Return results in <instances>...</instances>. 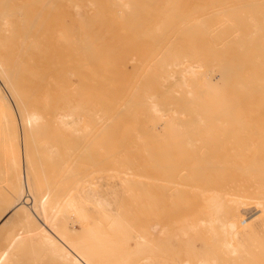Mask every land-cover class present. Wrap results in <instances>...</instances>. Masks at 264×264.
Instances as JSON below:
<instances>
[{
  "label": "bare ground",
  "instance_id": "6f19581e",
  "mask_svg": "<svg viewBox=\"0 0 264 264\" xmlns=\"http://www.w3.org/2000/svg\"><path fill=\"white\" fill-rule=\"evenodd\" d=\"M10 1L11 2L9 3V0H0V107H1L2 113L4 114V119L6 120V125H8V128H7L8 129V132H7V130H6V132L10 136V138L8 137V135L6 136V138L8 137L7 139L10 140V139H12L11 137H13L14 139H16L18 141V142H16L17 144L19 143L18 146H20V144L24 143L25 145L24 144L23 145L25 147L23 146L24 148L22 149V147L14 146V147H18L17 148V152H19V156H18V153H17V156H18V158L19 157L20 158H19V162H17V164H15L16 163L15 162L16 160H13V161L11 160L13 163L15 162L14 163L15 164V166H14L15 169H12V170H14L15 175H14V173L13 174L10 173L11 174V177L9 176L8 179H10V178L12 179V175H14L15 182L14 181L13 182L16 184V187H17V190L16 191H18V192H17V195L14 196L15 198H14L13 202L9 205L8 210L6 212L4 211V213L0 215V220H1L0 221V231H5V227L9 224V222H11V221L15 222L14 223V226L12 228H9V229L6 228V236L7 235L9 236L11 234V232L14 231V229L16 227L15 225L18 224L21 221V219H24L27 222H29V224L31 225V227H33L32 230H33V233L36 236L42 237V235H47V236L48 235H51L50 238H51V241H53L52 244L55 246V248L57 250V253L59 254L58 256H60L61 258H64L65 260H69L70 264H94L93 262L90 261V258L91 257L92 258L94 257L95 260H98V258L101 259V261H99V262H102V258H104V260H103L104 263L103 264H105V263H108V261L112 258L113 255H114L113 257H116L117 258V255L118 254L115 255V254H112V253H113V251H114V253H116L115 251H118V249H120L121 251L119 250L120 251V256H119V259L117 260L116 264H139L142 261L141 260L142 258H145L147 260V264H220V257L222 255L228 256V254H230V253L235 254L237 256V258L243 259L242 257L245 255V253L247 251L246 250L247 248L245 249L246 251L244 249L242 250V247H244V244H246V243H243L244 239H246L247 242H250V241L252 242V240H254L253 242H256V243L258 242L259 243V241H260L261 242L260 243L261 244L260 247H261L262 250L264 249V247H263L264 246V147L263 146L261 147L260 146L261 144L258 146L257 145L258 143L257 144L255 143L254 138H253L255 136V133L254 134L252 132L249 133L250 130L247 131L248 130L247 129L248 127L246 128V126L247 125L249 126V124H250V123L249 124H246L247 122H252V121L253 122H255V121L258 122L259 121L261 123L262 121H264V119H263L264 116H261L260 113H259V112L262 111V108L264 107V104H262L263 106L260 107L261 108L260 111H259V109L257 110V111H259L258 112V114H259L258 116L259 117H257L256 115H254V117H250L249 115L253 116V114H255V112L257 113V111H256L257 108L254 109L255 106L252 105L254 102L253 103L250 102L252 104H250L251 107H249V108L251 109L254 106L250 111L253 112L255 110V112L253 114H251V113H249L247 115L246 114H243L242 115L243 118L246 117L245 120H244L245 122H243L242 121V117L239 115L240 114L239 111L240 112L241 111H244V113L245 112L248 113L247 112L248 109H249L248 106H247L248 103L246 105V102H245V108H246V106L248 108V109L246 108L247 111H245V109L243 108L244 101H242L243 102L242 103L240 101L241 99L239 101L237 100L240 97L239 98H234L233 97L234 98L233 100L230 98V95L235 92V91L233 92V90L235 88L236 89L239 88L242 85L240 82L237 81V83L235 84L236 87L234 86L235 88H233L232 93L230 91H229L230 94H227L226 93L228 95V97L225 96L226 97L225 98L222 94H219V95L217 94L218 95V98L217 97H215V98L212 97V98H214V100L213 101L210 100L209 102H207L205 99H202L201 98L200 101L202 100L201 101L202 102V105L199 102L200 105L197 107V104L195 103V101H196L195 97L197 98V94L194 95V93H199L200 92L201 94H203V93H206V92H209V91H210L209 93H211L212 90L213 91H217V90L220 91V89H223L222 87H224V84L222 86L219 85L220 88L217 86V84L215 85L214 81L216 79L214 80L213 73H211L212 75L211 74L209 75V72H211V68H207L206 71H205V68H204V72H202V73H200V71H199L200 67L203 66V65L206 66L207 62H212V61L215 62L216 59H213L215 57H211L210 59L207 58L206 60H204L203 58H199V57L196 59V57H195V60H193V57L196 54H199L201 56H203L202 55L203 53L205 54V52H203V49L202 48L206 49L207 46L205 47V45L202 46V44H201L205 40L207 41V39L204 40V37L205 36L202 37L203 35H201V37L204 40L203 42H201V41L198 40L199 42H201L200 43L201 49H199V47L196 46V45H199V44H195L197 42V40L195 42V40L189 38L190 40H193L192 42H194V43H192V45H190V42L189 41H188L189 43H187V41L185 43V39H183L181 36H183V37L184 36L185 37L188 36L187 35L188 33L186 32L187 34H185V35L181 34L180 35V38L182 40H184V41H181L180 38L178 40H180L183 45H186L187 44L186 47L188 48V50L191 49L193 46L194 47L196 46L195 47V51L198 49L199 50V53H197V52L194 53L191 50H189L191 52H188V50H186L187 49L186 47L184 49H182V44H180L181 42H179L178 40H176V41L179 42L180 45H179V47H178L177 44L175 46H173V50H174V47H175V49L177 47L180 48V49L177 48L178 49V52H175V50L173 52H170L169 51L170 48L172 49V45H174L175 42H176V41H174L175 40V37H176V39H177V36L179 37V35H177V36L175 35L174 38H173V42L174 43L171 40L172 45L171 44H168L170 46V48L168 46L167 47V50L164 49L169 54H167V52H165L166 54L163 53L162 56H160V59H161V57H163L165 55H169V56H166L167 58L169 57V59L164 60L165 61L164 64L167 65L166 67L168 69V70L165 71V75H164L165 76L164 77V79H165L164 81L167 84V87H168L169 84L166 81H168L171 84L169 86H171V89H172V84L175 85L176 83H172L171 80L173 79V82H174L177 79L178 82L177 81L176 82H177V85H179L181 87V89H182L181 92H183V94H186V95H189V96L190 95H193L194 97L193 98H190L188 100H185L184 99L185 97H183L182 98V99H184V101L182 100L183 103H177L175 105V106H177L179 104V106H177V107H179L180 110L178 109V111H177V109H174L173 108L174 107L173 104H171L172 103L171 101H173L176 96L173 97L174 99L171 97L173 99V100L170 99L171 101L168 100L169 97L167 98V100H165L166 98L163 97V99L165 101L164 102H158L156 100V98H157L156 95L149 94V96H146V98L144 99V101L138 100L137 101L138 103L137 102H135V103H137L138 105L139 104L142 105V103H143V104H145L147 106L146 108H147V111H148V116L150 118L149 120L152 121V124H151L152 125L151 126L152 128L151 129L154 130L153 131L154 133H155V129H156L157 125L160 124V121L163 120V117L167 114V112H168V115H169V112L172 113L171 115H169L167 117L168 120L167 121L165 120V123L163 122L165 124L164 125V128L167 127V129H169V130H165L164 131V133L166 131L168 132V133L166 132L168 134V137H167V135H164L163 134V136H166L167 138L166 137L164 138L162 136L161 138L157 139L156 137H154V135H156V134H154V133H152L154 135L150 134L152 132L151 129L149 130V133H148L150 136H152L154 139H156L155 140L156 142H159V146H158V143H157L156 144L157 146L154 144L151 147V150H149L151 153H150V155H148L151 158V162H150L151 165L150 164L149 165L147 164V165L152 168V171L151 170L150 171L153 173V176L150 174L151 172L148 173L150 175L147 174L150 177L152 176L151 177V182H152L151 183L152 184L151 187L152 188L155 187L157 189L159 187L160 188H164L169 193H175L178 196L180 195L182 197L181 200H183V198L186 199V200L193 199L194 200L193 204L191 205V203H192L193 200L192 201H189L188 200L189 202L183 200V202L180 201L178 204H176V201H177L176 197H172V198H174V202L175 203L173 205H169V203L167 201H165L166 198H164V196H167V195H164L163 196V198H164L163 200L158 201L159 196H157L154 193L151 194V195H149V193H148V195L151 197V200H149L146 197L149 200V202H150L149 203L147 201L148 204H149L148 205L149 207L148 206L147 207L148 208L151 207L150 209H151V212L153 214V220L151 222H149L148 225L144 226V228L141 229V231H138V230L136 231V230H134V228H130L131 226H129L130 225L129 224L130 222H128V220L131 217L126 216L127 215V212H125L126 210L122 211V213L124 215L119 213L120 216L118 215L119 217H116L115 207H114V202H113L115 200V199H113V198H115L114 196H112V195L110 196L108 193H103V192L101 193L100 191H92V190H90V191L86 192V194L83 195L82 198L85 199V200L92 199L95 202L94 204L95 205L97 204L100 207V208L97 207L98 210H101L102 209L101 211L102 212L104 211L103 213H101V216H103V218L106 217L105 220L108 221V222H110L109 225H108V228L109 229L108 228H106V229H108V230L111 229L110 231H106V229H105V231L108 232V233H111L113 231L114 235H111V236H113L114 238L112 237L113 238V240L111 239L112 241L111 240L110 241H108V240L106 241V239L104 241V238H106L107 236H109L108 233H105L104 229H102L104 231V233L101 234L102 237L97 235L98 239L97 238H94L95 244L93 243V245H86L85 244L86 241H84V242L81 241V242H78V243H74V242H72L70 240L71 237L69 236L70 239L67 238L66 240L69 241L70 243L72 242V244L75 247L76 246L77 247L79 246L78 248L80 250L78 248H76L77 250H79L78 251L79 252V255L78 254H76L77 256L73 255L69 251V249H68L69 247L67 246L68 247L67 248L64 245L65 243L63 244L61 242V244H63L64 247H66V249H67V250H65L66 251L65 254H63V246H61L59 244V242L62 241V240L58 241L59 239L57 240L54 237L56 234L53 231V230H55L56 226H58L57 223L55 225V220L59 216L58 213H61V215H66L67 212H68V210H73L75 213L79 214V216L86 218L84 220L87 221L88 211H87L86 208H84V204L81 203V201H79V199H77V197H74L73 196V197L68 198L69 197L68 194L70 193V191L65 196L67 190L64 191V193H65L64 194V196H65L64 199H62V197H61V195H62L61 193L62 192L59 193V191H58L59 195H58V193L55 192L57 194L56 197H59V199H57L56 197H55L56 199L54 198L55 204L53 203V205H55V207L52 209L51 212H50V209H47V207H46V204L48 202L47 201V199H48V196L47 195L49 194V191L48 190L50 189V187H49L48 190L47 189L45 190L43 188V183L41 182L42 180L40 178V171L41 170H38V168H37V166L35 164V156H36V153L39 151V149L40 150L42 149V151H45V152L47 151L49 153L50 157H51V154L52 153L50 151L52 150V152H53V149L54 148L51 145V143H50V145H48V144L46 145V144H42L41 143L42 144L41 145L40 144L41 141H40V142H38V144H39L38 145L37 143H35V141L36 140L38 141L39 139H42V140L49 139V140H51V139H55V138L56 139L57 138L58 139H60V138H66V137H68L70 135H75V136H81L82 135V136H85V137L86 136H88V137H96L98 135H109L110 137L112 136L111 138H113L114 137L113 134L117 133L118 130H119V129H117V131H116V127H118V126H116V127L113 126L115 128V130L114 129H111V127H110V130L108 132H102L103 129L100 130L99 128H97V125L99 123H101V122H112L113 124H116L117 120L120 118V114H121V118H120L121 121H123L125 118L126 119H129L131 116L130 117L127 116L128 118L125 117L124 119L122 118L123 115H124V113H127L128 111L124 109V110H121V111H123V112H121L118 109V106H116V103L118 101V95H117V90H116L117 87H116V85H112L111 84L112 86H109V85L106 84L107 83V80H109V81H115L114 76L110 77V79L109 78H107V79L106 78H102L103 79V80L101 79L102 82H100V80L97 79V77H98L97 76L94 79L96 81L95 82L96 84L93 85V86L91 85L94 82V81H92L93 78L92 79L90 78L91 75L88 74V75H90L88 77L87 76V73L86 74H83L82 73V72H84V70L86 68V65L88 64V63H86L87 62V60L85 59L86 56H83L84 57V61H86L85 63L82 61V58L83 57L80 56V55H79V57H81V60H79L80 58H76V62L75 63H73V61L71 60L72 61V67H73V68H71L70 67L71 65L67 64V62H66V64L64 63L65 60H63V58L62 59L59 58V57H58L59 59L53 58L54 56L57 57V55H59L60 53H62V51H63L62 54H64L66 52L63 49H62V51L60 50L62 46L60 48H57L59 46V45H57L56 47L54 46L55 47L54 50H56V49L58 50L59 49V51H60L57 55H55L56 52L54 50H53L55 52L54 54L50 50L51 51V53H50L51 56L53 54L52 58L50 57V54H47L48 56H45L47 58H45V57L43 58L41 56L42 55L41 54V52H42L41 47H42L43 44L40 47V44L39 43H41V40H40V37H38L39 36V34H38L39 31L38 32L35 31L37 33H34V32L32 33V30L35 28V25L36 24L40 25L38 22H39L40 16L42 18L43 15L42 14L39 15L38 12L35 11L36 9L34 10L31 7L32 4L28 0H24V2L26 1L25 4H23L24 2L22 1L23 3L22 4L20 3V5H18L17 3H15V2H18V0H15V1L14 0H10ZM117 1H115V2H117ZM132 1H134V0H132ZM136 1L137 0H135L134 2H136ZM145 1L146 0H144V2L143 1L142 2L146 4ZM151 1L152 0H150V5L152 4ZM174 1H178V3H180V4H177L178 7L176 6V3L177 2L175 4H173V6L175 5V7H173L174 9L172 8L173 10L171 9L172 11L175 10V12H176L177 8L179 10L180 9L182 10L186 6L185 2L184 1H181V0L180 1L182 2V4L184 3L185 5L184 4L182 5L181 2H179V0H173L172 2L169 1V2H171V4H167L166 3L165 5L166 6L168 5V7H169V5L172 6V3ZM186 1H189V0H186ZM191 1H189V2H191ZM259 1H260V3H262L261 1H263V0H259ZM37 2H40V1L38 0ZM111 2L113 3V1H111ZM118 2H121V1H118ZM137 2H139V0ZM148 2H149V0H148ZM166 2H168V1L166 0ZM189 2H186V3H188V5L190 6ZM194 2H196V1H194ZM225 2H226L225 0H219V1H217V4L216 5L214 4V6L215 7L217 6L219 8V9L217 8V10H219V11L221 10L222 12H224L225 6L227 5ZM249 2H252V1L250 0ZM249 2H246V6L248 5ZM36 3H34V5ZM90 3H93V1H91ZM197 3H200V2H197ZM211 3H212V1H211ZM215 3H216V1H215ZM257 3H258V1H257ZM257 3H256V5H257ZM66 4H67V2H66ZM113 4H115V3H113ZM127 4H128V2H127ZM145 4L144 5L142 4V5L147 7L148 5H145ZM158 4H160L159 7L160 6L162 7L161 1H159ZM124 5H122V6L124 7ZM180 5H181V7H179ZM237 5H240V4H237ZM244 5H245V3L242 4L241 6H238V7H244ZM258 5H259L258 8H260V9L263 7V6L260 7L261 5H263V3L262 4H258ZM151 6L150 7L153 8V5H151ZM248 6H249V8L254 9V8H252V4H251V6H250V4ZM29 7H31L32 10H31V8L29 9ZM197 7H198V5H197ZM149 8L147 7L148 11H150L149 12V15L150 14L151 15H156V14L158 15L159 12H160L159 11L160 9L157 6H156V8H158L159 10L156 9V8H154V10L152 9V12L153 11L156 12V10L159 11V12H156L154 14L151 13V10H149ZM187 8L189 9L188 6L186 7V9ZM226 8H227V6H226ZM235 8H237V7H234V9ZM100 9L102 10L103 8L100 7ZM100 9H97V10L99 11ZM186 9H183V10L186 11ZM192 9H193V7H192ZM229 9H231V6H230ZM164 10H165V7H164ZM167 10H168V8H167ZM179 10H177V12H176L177 14H181V13H179V12H181ZM217 10L213 11V13H212L213 15L211 14V11H210L209 14H210L211 21L212 20L215 21L216 18H215L214 15L217 14V13L218 14L220 13ZM98 11H95V12H98ZM197 11H198V9H197ZM216 11H217V13H214ZM226 11L227 10H225V12ZM169 12H171V11H169ZM256 12H257V10H256ZM112 13H113V11L111 12V14ZM143 13H145V12H143ZM51 14H50V16H51ZM160 14H161V16H160ZM160 14H159L160 17L159 16L158 17L159 18H162L163 17L162 19H164V18L166 19L167 18L166 16H168V13L166 14L165 11H164V13L163 12L162 13L160 12ZM162 14H166V16L164 15L165 16L164 17V16H162ZM209 14H208V18H206L207 15L205 16V18L208 19V20H210L209 19ZM253 14L254 15H257L258 13H256V14L255 13H252V15ZM259 14H262V13L259 11ZM48 15H49V13H48ZM105 15H107V14H105ZM105 15L103 16V18L106 17ZM115 15H114V17H115ZM172 15H174V12H173ZM176 15H174V16L177 17L178 15L177 16ZM222 15H223V13H222ZM224 15L225 16H224L223 19L220 18L221 20L224 21V23L223 22H218V25L217 24L215 25V24H213V21H212V24L213 25L209 22L210 25H207L206 26L209 35H212L213 34V36H211V37L212 38L215 37L214 39L217 38L216 40L213 39V41H216V42L218 41V43L220 42V40H222L223 38H225L226 36H228L226 34H225L226 36L223 35V32L224 31H226V32L229 31L230 32L229 29H232L231 31L234 32L236 30V28L238 27L237 30L239 31V34H240L241 33V30H239V27H241V25H244L243 23H245L246 20H247L246 21V24H249L250 23V20L249 19L255 20V19L258 18V17L254 18L255 16H253V18H251L252 15L250 16L248 14L249 15L248 16L249 19L245 18L246 20L244 19L243 22L241 21L242 22V24L240 23L241 25L239 24V22H237L240 25L239 26L237 24L238 25L237 26L236 23H234L235 25H233V24H230L229 25L227 23V22H229L228 20H231V19H229V12L227 14H224ZM201 16H203V15L201 14ZM211 16L212 17L214 16L215 19H213ZM99 17H101V16H99ZM107 17H106V19H107ZM124 17H126V15ZM145 17H146V15H145ZM119 18H117V19H119ZM152 18H155V16L151 17V19ZM169 18H167V19H169ZM172 18H174V17L172 16ZM177 18H179V17H177ZM194 18H196V17H194ZM194 18H192L191 20H193ZM260 18H261V16L258 19H260ZM263 18H264V16H263ZM106 19H105V21H106ZM111 19H112V17H111ZM145 19L146 18H144V20ZM147 19H148V17H147ZM147 19L145 20V23H147V25H148L150 22L147 21ZM179 19H183L184 20L185 17L184 18L182 17V18H179ZM233 19H235V17ZM141 20H143V19H141ZM159 20L160 19H158V21ZM191 20H189V22ZM248 20H249V23H247ZM263 20L264 19H262V21L261 20H258V21L259 22L261 21V23H262V22H264ZM45 21L46 20L43 19V22H45ZM95 21H96V19H95ZM119 21H120V19H119ZM155 21H154V23H155ZM172 21H174V22H172ZM172 21H170V22L173 23V25H174L176 19L175 20H172ZM53 22H51L52 25L55 24V22H54V24H53ZM115 23H113V24H115ZM186 23H187V21L184 22V24L182 23L181 25H183V26H181V27H184V25L187 26ZM196 23H199V22L196 21ZM103 24L105 25V22ZM226 24H228V25L226 26ZM43 25H44V23H43ZM250 25H249L250 28H253L254 27L253 25H252L253 27L250 26ZM146 26H143V30L145 29L144 27H146ZM223 26H225L226 28H228V26H230V27L228 28V31H227L226 28H223ZM62 27H64V26L62 25ZM140 27H142V26H140ZM150 27L151 26H149V28ZM166 27H167V25H166ZM178 27L180 28L179 25H178ZM192 27H193V25L190 28H192ZM233 27H235V30L233 29ZM45 28L46 29L48 28V27H46V23H45L44 29ZM147 28L148 27H146V29ZM170 28H172V26ZM175 28L176 27H174V29ZM179 28H178V30H179ZM244 28H243V30H244ZM263 28H264V26H263ZM36 29H38V28L36 27L35 30ZM248 29L249 28L246 29L247 30L246 31L247 33H249L248 31H250ZM117 31H120V29L119 30L117 29ZM176 31H177V29L175 30V34H177ZM217 31H219L218 34H217ZM258 31L261 32V29L258 30ZM262 31H264V30H262ZM46 32H44V33H46ZM122 32L123 31L121 30V33ZM254 32H256V31H254ZM254 32H253V35H254ZM260 32H258V33H260ZM67 33H68V31H67ZM133 33H135V32H133ZM139 33H137V34H139ZM142 33H144V31ZM173 33H174V31H173ZM191 33H190V35L192 36ZM244 33H242L243 36H244ZM247 33L245 34L246 36H247ZM194 34L195 33H193V37L195 39L197 36H194ZM250 34L251 33H249V35ZM36 35L39 38V42L37 41L38 39L36 40V38H37ZM123 35H124V33H123ZM238 35H237V32H236V35L234 33V36H236L235 37V40H238L240 38V37L237 38ZM261 35H263V32H262ZM93 36H95V35H93ZM101 36H103V34ZM113 36L114 35H112V37ZM138 36L135 37L134 40H137ZM198 36H200V34ZM118 37H119V35H118ZM160 37H159V39H160ZM248 37H250V36H247L246 37L247 40L249 39ZM254 37L256 38V36H254ZM44 38H46V35L44 36ZM69 38H70V36H69ZM71 38H73V36ZM80 38H82V37H80ZM94 38H96V37H94ZM206 38L209 39V37H207V35H206ZM231 38H232L231 40L233 41L234 40L233 39V36H231ZM255 38L253 40H255ZM257 38H259V37H257ZM228 39L231 42L230 38H228ZM50 40L52 42V39H50ZM57 40L58 39H56V40L54 39L53 42L54 41H57ZM77 40H75V41H77ZM114 40L115 39H113V41ZM140 40H142V39H140ZM250 40H248L247 42H250ZM258 40H260L261 42L263 41V40H261V38L258 39ZM44 41H46V43ZM87 41L89 42V39ZM138 41H139V39H138ZM147 41H149V40H147ZM225 41H227V40H225ZM47 42H49L50 45H51V42L49 40H47V39L46 40L43 39V42L42 43H45L48 46V43ZM168 42H170V41H168ZM209 42L211 43L210 40H209ZM209 42H207L206 45H208ZM216 42H214V43H216ZM235 42H233L230 46H233V44ZM241 42H242V39L241 40H238L234 45H238V47H239V45H241V44L244 45L245 44V43H241ZM45 44H44V47L46 46ZM149 44H147V46ZM224 44H223V46H224ZM262 44H263V42H262ZM50 45L48 46L49 49L52 47ZM65 45H63L64 46L63 48H66L68 50L70 49L68 52H66L67 53V57L69 55L76 57L77 54H82V53H77V54L75 53L73 55V53H70V51H72L71 45H70V48H67V47H69V44H68V46H67V44H65ZM74 45H75V43H74ZM84 45H87L86 42L84 43ZM84 45H83V47H84ZM90 45H91V43H90ZM110 45L112 47V44H110ZM131 45H132V43H131ZM153 45H152L151 49L153 48ZM211 45H212V43H211ZM226 45H227V43H226ZM75 46L77 47V45H75ZM219 46L220 47H216V48L217 49H221V45H219ZM248 46L249 47H252L251 44H249ZM255 46L258 47L259 44L258 45L255 44ZM78 47L80 48L79 44H78ZM194 47L192 49H194ZM224 47L222 49H224ZM245 47H241L242 50H241V48L240 49L239 48L238 49L236 48V49L237 50H240L242 52L243 51V48H245ZM259 47L261 48V46H259ZM122 48H123V46H122ZM145 48H146V45H145ZM263 48H264V46H263ZM46 49L47 48L44 49L45 50V55H46L47 50H49V49H47V50ZM51 49H53V48H51ZM114 49H115V47H114ZM117 49L120 50V48H117ZM117 49L115 51H117ZM177 49H176V51H177ZM227 49L228 48H225L224 50H227ZM80 50H79V52H80ZM82 50H83V48H82ZM179 50H180V52H179ZM185 50L187 52H183ZM200 50H202L201 51L202 53L200 52ZM206 50H208V49H206ZM228 50H227V52H228ZM245 50L249 51L248 49H245ZM250 50H251V48H250ZM254 50H255V48H254ZM258 50H261V49H258ZM223 51H221L222 54H219L220 51L218 52L219 57L222 56V55H224L223 54ZM230 51L233 52V50H231V49H230ZM247 51H246V53H247ZM253 51L250 53L251 55H252ZM106 52H108V50ZM106 52L104 51V54H103V55H105V57H106V54H105ZM232 52H231V54L233 55V53L236 52V50L233 53ZM83 53H85V52H83ZM228 53H230V52H228ZM238 53H240V52H238ZM256 53H257V51H256ZM62 54H61V56H66V54L65 55H62ZM111 54L113 55V53H109L108 55H110V57L107 55V58H110L111 59L112 58L111 57L112 56ZM118 54H119V52L116 55L117 56H121V55H118ZM209 54H211V53H209ZM209 54H207V55H209ZM231 54H230V56H231ZM253 54L255 55V52ZM84 55H86V54H84ZM159 55H161V54H159ZM213 55L214 54L209 55V56H213ZM254 55H252V56H254ZM117 56H115L116 59H117ZM178 56H180V57L181 56L182 57L184 56V58L183 59H180ZM185 56H187L188 58H190L189 56H193V57H191L192 60L191 59L188 60L187 58H185ZM226 56H225V58L223 56H222L223 58H221V59L219 58V61L216 60L219 63V64L216 63L217 65L215 64L219 68V70L218 71L216 70V72H219L220 71V73H218V74L221 75V76H223V77H225L226 80L228 78L229 81H232L233 80V79L230 80V78H229V77H231L230 75H232V73H233L234 76H236V77H233V78H237V79H235V82H236V80H239L240 79L239 75H237V74L240 72V75H241V73L242 72L244 73V71H245V70L242 71L243 70V67H245V65H242L243 67L241 66V64H243L242 62H244V61L242 59V62L239 63L238 61H236V59L234 61V59L232 60L230 58H227ZM234 56H236V55H234ZM74 57H70L69 59L74 58ZM105 57L103 56L104 60H105ZM254 57H256V55ZM54 59L59 60V63L58 62H55L56 60L54 61ZM184 59L185 60H188V61H191V63L184 64L185 63V62L183 63V61H185ZM255 59L257 60V58H255ZM51 60L54 61V62L52 63ZM77 60H79V61H77ZM98 60H100V58H98ZM120 60H122V59H120ZM260 60H261V58H260ZM260 60H258V61H260ZM50 61H51V63H50ZM61 61H62V63H61ZM81 61H82V63H81ZM94 61H97V59L94 60ZM192 62H194V63H192ZM263 62H264V60H263ZM46 63L48 65L49 64L52 65V69L50 68V70H52V71H51V73L48 71L49 74H47V71H45L46 72L45 73L44 70L43 71H41L42 69L40 70V67L41 66L43 67V64L47 66V67L44 66V68L45 69L47 68L49 70L48 67L51 66V65L48 66ZM118 63L119 62L116 63L114 61L113 64L115 66L113 67V66L110 65V67H113L114 69L115 68L117 69V67L119 68V65H120ZM89 64H91V63L89 62ZM105 64H106V62H105ZM117 64H118V66H117ZM210 64L211 63H209L208 65H210ZM255 64H256V62H255ZM261 64L263 65L264 63H261ZM63 65H65V67ZM66 65H68L69 67H67ZM262 65H261V68H262ZM59 66H62L63 68L62 67H59ZM151 66H149V67L152 68ZM160 66H162V65H158L157 67H158V69L161 68V70H162L163 67H160ZM58 67H59V69H58ZM175 67L176 68L180 67V68H178V70L177 69L175 70V69H173ZM64 68H66V69H64ZM108 68L106 70H108ZM214 69H215V67H214ZM106 70L104 71L102 69V72L103 71L106 72ZM115 70L113 71L114 72L113 75L117 73V72H115ZM201 70H202V68H201ZM86 71H88V70H86ZM98 71H101V70H98ZM196 71H198V75H201V76L204 77L203 80L204 81L205 80L207 81V83H206L207 85L204 84L203 81H198V86H196V83H194L193 85L190 84L192 81L188 80L186 76L188 74H190L191 76L192 75H195L196 74ZM213 71L215 72V70H213ZM252 71L254 73L256 72V74L258 73L257 69H255V71L254 70H252ZM261 71H263V70L260 69V75H261ZM216 72H215V74H216ZM100 73L101 72H99V74ZM110 73H111V70L109 71V74ZM175 73H177L178 76L177 75L176 76L178 78L175 76ZM72 74H75V75H72ZM117 74H119V73H117ZM70 75L73 76V77L75 76L77 82H75L72 79L71 80H68V77ZM149 75L150 74H148V76ZM154 75H151V77H153ZM245 75H246V72H245ZM260 75L258 73V76H260ZM102 76H104V75H102ZM148 76H144V78H145L144 79L145 80L144 83L146 82L147 78L148 79H151V77L150 76L148 77ZM192 77H194V76H192ZM262 77H263V75H262ZM156 78L158 79V77H156ZM161 78H163V77H161ZM195 79H191V80L194 81ZM241 79H243V78H241ZM226 80H225V82H226ZM252 80H253V77L251 78L250 81H252ZM117 81H119V80H117ZM141 81L143 82V78L142 79L140 78V82ZM149 81H151V80H149ZM149 81L147 80V83L148 84H146V86L150 85L151 83L154 86V81H156V80L154 79V81L153 82H150V84H149ZM245 81L246 80H244V82ZM156 82H157L156 84H159L158 80ZM252 82H254V81H252ZM246 83H247L248 86H249V84L251 85L250 82H246ZM137 84H138V86H137ZM137 84H135L136 85L135 87H137V88L139 87L140 88L141 85H139V84H142V83H138L137 82ZM166 84H165V88H167L166 87ZM225 84H227V83H225ZM260 84L264 85L263 82L260 83ZM177 85H175V86H177ZM231 85H230L229 90H231V88H232ZM262 85H261V87H262ZM91 86L93 87V89L91 91L85 90L86 87L89 88V90H90L91 89L90 88ZM144 86H145V84L142 87H144ZM225 86H227V85H225ZM255 86H256V84H255ZM142 87L140 88V90L143 91V88ZM157 87L159 88L158 85H157ZM157 87H156V89H157ZM192 87H194V88H192ZM257 87H258V84H257ZM3 88H5L7 90V92L9 94V97H10L11 100L7 96H4L2 94ZM149 88H150V86H149ZM154 88H155V86H154ZM161 88H162V86H161ZM161 88H159V89L161 90ZM165 88H162L163 91H164ZM159 89H157V90H159ZM173 89H172V92L174 91ZM177 89L180 90V88H178V87L175 88L176 91H177ZM256 89H258V88H256ZM259 89H262V88L259 87ZM136 90L137 89L134 90V93L136 92ZM238 90H240V88ZM132 92L131 93H128L129 97L126 96L128 98L127 99V102H133ZM170 92H168L167 89L164 91V94H166V97H167V94L170 93ZM221 92L223 93V91H221ZM249 92H251V93H249ZM249 92H248V94H251V96H250L251 98L256 96V95L255 96L252 95V94H254V92H256V91H254V89H253V93H252V90L249 91ZM162 93L161 92L160 93L158 92L159 97H160V95ZM209 93H206V95H208ZM242 93H245V92H242ZM258 93H259V95L261 94L260 96L263 98L261 90H259ZM139 94H140V92H139ZM183 94H181V95H183ZM236 94H237V92H236ZM240 94H241V92H240ZM246 94L244 96H247L248 95V94L247 95ZM256 94H257V92H256ZM181 95H179V96H181ZM168 96H170V95L168 94ZM232 96L233 95H231V97ZM260 96L255 101V104L257 103V101L258 102L260 101V99H261ZM190 97H192V96H190ZM237 97H238V95H237ZM142 98H144V97H142ZM176 98H179V97H176ZM227 98L228 99L230 98L232 100L230 102L233 105H231L230 102L227 103V101H229ZM248 98H249V96H248ZM234 100H237L238 103H239V105H240V103H242L241 104L242 106L241 105L239 106L240 109H238V111L236 110V108L238 106L237 107L236 106L234 107V103H233ZM166 101H168V103H165ZM175 101H178V100L175 99ZM245 101H247V100H245ZM119 102H120V100H119ZM124 103H126V100H125ZM238 103H236V105H238ZM123 105L124 104H122L121 106L123 107ZM189 105H193V107L191 108L192 109V115H191L190 118L191 119H194V120L191 121V122H189V121H187L185 119L187 121V123H185L181 119H184L186 117H184V116L182 117L181 114L184 111L183 109L190 108V107H188ZM223 105H228V106L225 107ZM139 107H142V106H138V108ZM138 108H137L138 111L141 110V109H138ZM241 109H243V110H241ZM143 110H144V108H143ZM131 111L133 112V109ZM261 113H263V111ZM128 114H131V112L128 113ZM179 115H181V116H179ZM262 115H264V113ZM132 117H133V114H132ZM137 117H138V115H137ZM139 117H141V116H139ZM222 117H224L223 120L224 119H227L228 120L227 122L230 123L231 125H236V127L238 125H240V129H239V127H238V129L240 130V133L241 134H239V133H236V134H237V136H238V134L241 135L242 136L241 138H237V136H235L236 135L235 133H234L235 134L234 136L236 138H233L234 137L233 136V132H232V135H230L231 133L230 134H229V132L227 133L228 130L227 131L225 130L226 133H227L225 135L226 136L229 135V136L226 137L224 135V138H222L221 135L220 136H217V134H216V136H212V135L209 136V135H207L205 138H195V137H193L194 132L195 133L198 132V130L197 131H195V130L198 129V128H201L200 125H202V128L204 129V127H203L204 125L203 124H206V123L207 124H212L211 122L207 121V119H210V120L212 119L213 122H214V119H215V121L217 119H219L218 122H219V124H221L220 118L222 119ZM248 117H249L250 121H249ZM255 117L259 118V119L256 118L258 121L256 119H254ZM142 118L143 117H141V119ZM135 119L137 120V118H134V120ZM252 119H254V120H252ZM145 120H146V118H145ZM246 120H247V122H246ZM149 122L150 121H148L147 123H149ZM157 123H159V124H157ZM195 123H197L196 124L197 126H198V124H200L199 125L200 127L198 126V128H196L197 126L195 125ZM223 123H225V122H223ZM103 124H105V123H103ZM213 124L215 125V124H217V122L216 123H213ZM118 125H122V124H118ZM127 125H129V124H127ZM160 125H162V124H160ZM217 125L215 126V128L217 127ZM243 125H244V127H243ZM255 125H257V124L255 123ZM262 125L264 126V122H263V124L261 123V125L259 124L258 126H255V127H254V124H252L251 126H253L254 129L257 127L255 129V132H256V130L262 129V128H259V127H262ZM219 126L220 125H218V127ZM105 127H103V128H105ZM221 127H219V128L221 130H224L223 127L222 128ZM229 127H230L231 130H233V128H231V126H229ZM202 128L199 129L200 132H202L201 131V130H203ZM242 128H243V130L245 129V131H246V132H243V134L241 132V129ZM238 129L237 128H234V132H238L239 131ZM221 130L219 131L220 133L217 132V130H216V132L219 133V134H221V132L223 133V131H221ZM251 131H252V129H251ZM131 132H132V130H131ZM206 132H209V130H207ZM261 133L262 132H260V134ZM146 134H147V132H146ZM258 134H259V132L256 133L255 139H256V137H257ZM5 135H6V133H5ZM243 135H246L247 138L249 136L251 137V135H252L251 138H253V139H251V138H248L247 139V138L243 137ZM130 136H133V133H132V135L130 134ZM159 136H161V133H160ZM230 136H233L232 137L233 139L232 138L230 139ZM110 137H108L109 140H111ZM124 137L126 138V135L123 136L122 138H124ZM152 137H151V139H152ZM162 138H164V139L160 141V139H162ZM261 138H263V137H261ZM259 139H258V141H260ZM114 141H112V142H114ZM49 142H51V141H49ZM90 142L91 141L88 142V145L90 144ZM110 143L111 142L109 141V143H107V146ZM160 143H161V145H160ZM113 144L111 143V145H113ZM82 145H84V144H82ZM57 146H60V145L57 144ZM11 147L13 148V146H11ZM80 147H81V145H80ZM19 148H21L22 150L19 149ZM109 148H108L109 151H106V152H110L111 147H109ZM58 149H60V148H58ZM77 149H79V148H77ZM80 149H82V147ZM100 149L101 148L97 149L98 152L100 151ZM102 149H104V150H102ZM102 149H101L102 150V153H103V151L108 150L107 147H106V145H104ZM97 150H96V152H97ZM83 151L84 150H82L81 153H83ZM54 152H55V149H54ZM73 152H75V150ZM94 152H95V150L93 151L92 155H95ZM100 153H101V151H100ZM39 154H41V153H39ZM99 154L96 153V155H99ZM110 155L107 157V159L109 157H111ZM37 157H38V153H37ZM50 157H48V158H50ZM57 157H59V156H57ZM87 157H85V159ZM149 157L147 158L148 160H150ZM50 159H48V160L51 161L52 159L51 160ZM120 159H122V158H120ZM92 160L94 162L95 159L92 158ZM96 160H97V158H96ZM103 160H101V161H103ZM118 160H117V162H118ZM49 161H47V163H49ZM62 161H64V159L61 160V164H62ZM107 161H109V160H107ZM115 161L113 160V162H115ZM37 162H38V159H37L36 163ZM44 162H45V160H44ZM65 162H66V160H65ZM98 162L99 161H97V164H98ZM40 163L42 164L41 160H40ZM106 163H104V164H106ZM109 164H112V163H109ZM37 165H39V163ZM53 165L54 164L52 162V166L51 165L50 166L53 168ZM59 165H60V163L58 162V165L57 166H59ZM147 165H144V166H147ZM70 166H72V165L70 164ZM70 166H69V169H70ZM73 166H74V164H73ZM91 167H92V163H91ZM86 169L88 170L89 168H86ZM53 170L54 171L56 170L55 172H58V173L60 171V170L57 171L56 168L53 169ZM73 170H75V169L73 168ZM77 170L78 169H76V171H71V170L70 171H71V173L73 172V174H74V173H78ZM114 170H115V168H114ZM42 171H43V169H42ZM44 171L47 172L45 170V168H44ZM70 171H68V172H70ZM63 172L65 173L64 175L67 176V173H66L67 170H66V172L65 171H63ZM23 173H25V180L23 178ZM50 174H51V172H50ZM53 175H52V177H53ZM142 175H146V173L145 174H142ZM44 176H46V175H44ZM69 177L70 176L65 177V180H66V178L69 179ZM80 177H81V175H80ZM42 179H44V178H42ZM50 179L53 180L54 178H51L50 177ZM76 179H77V177H76ZM51 180L49 182L50 185L53 184V182L51 183ZM80 180H82V179H80ZM10 181H12V180H10ZM66 182L67 181H65V183ZM45 183H46V181L44 182V184ZM62 183H63V181H62ZM76 183H78V181ZM76 183H75V185H76ZM117 183H119V182H117ZM106 184H108V183H106ZM46 185H48V184H46ZM56 185L59 186L58 182H57ZM54 187L56 188L55 185H54ZM55 188H53V190ZM73 188H76V187H73ZM89 188H91V187L89 186ZM131 189L129 190V192L131 194H134V192H136L135 191V188H134V192L133 191L131 192ZM154 189H152V191ZM164 189L163 190L159 189L160 190L159 193L161 191H163V193H165ZM149 190H151V189H149ZM12 191H13V189H12ZM47 191H48V194H47ZM124 191H125V189H124ZM139 191H140V189H139ZM27 192L29 193V195H26ZM125 193H126V191H125ZM140 193H141V191H140ZM129 195H127L128 196L127 197L125 194H123V196L127 197V199L131 198V200H133L132 199L133 196H129ZM172 195L175 196L174 194H172ZM4 196L7 197V194H5ZM10 196L13 198L12 195H10ZM28 196H30L32 198V201H33L32 202V204H33L32 207H33V209L26 208V205L25 204L28 201V199H27ZM60 197H61L62 200H60ZM137 197L139 198V195L138 194H137ZM142 197H144V196H142ZM197 197H200L202 199V204H201L202 205V210H199V207L198 208H195L196 205H199V203H197V201L200 200ZM123 198L120 200L121 201V204H120V201L118 200L119 201V204L121 206H122V204L125 205L124 203H122V202H125L123 200ZM133 198H136V196L133 197ZM140 198H141V196H140ZM7 199H8V197H7ZM26 199H27V201H26ZM159 199H161V197ZM140 200L142 201V199H140ZM93 201H91V202H93ZM171 201L173 202V200H171ZM138 202H139V200H138ZM143 202L145 203V201H143ZM133 204H135V203H133ZM136 204H137V202H136ZM63 205H65L67 208L65 207L66 209H61ZM139 206L145 207V205L142 206L141 203H140ZM129 208H131V207H129ZM150 209L148 211H150ZM200 209H201V207H200ZM129 210H133V209L131 208ZM129 210H127V211H129ZM134 211H135V209H134ZM140 211H139V213H140ZM53 212H54V214H52ZM100 212L99 213L97 212V213L100 215ZM112 212H114L115 214L112 215L111 214ZM131 212H133V211H131ZM145 212H147V211L145 210ZM151 212H150V214H151ZM143 213H144V211H143ZM102 214H104V215H102ZM135 214H133V215H135L137 217L138 216L137 213H135ZM141 214H140L139 217L140 218L144 217V214H143L142 217H141ZM110 215H112V216H110ZM124 216L125 217H129L128 220H127V218L123 220ZM135 216H133V217H135ZM145 217H146V215H145ZM58 218H60V217H58ZM58 218H57V221L59 220ZM80 219H83V218H80ZM137 219H138V217H137ZM177 219L178 220L181 219L180 221H178V224L176 223L177 222ZM138 220H140V219H138ZM124 221H127L128 224L126 223V225H125V222ZM97 226H98V224H97ZM58 227L60 228V226H58ZM58 227H57V229H58ZM203 227H204V229H202ZM137 228H139V227L137 226ZM205 228L211 230V233L210 234H214L215 236H219L220 237V239H218V240H220L219 243H218V248L220 249V251H217L215 249V247H214L215 250H212V249L209 250V248L208 249H206V248L200 249L199 248L197 241L200 240L201 235H198V234L201 233L203 235V232H204ZM74 230H76V229L73 228V231ZM62 231H63V229L61 230V232ZM86 232L89 233L90 232V229H89V231H86ZM96 233H98V232H96ZM121 233L123 234V236H122ZM98 234L100 235V232ZM115 234H116V236H115ZM68 235H69V233H68ZM92 235H95V234H92ZM47 236H45V242L46 243L48 242V239H50ZM209 236H207V237L205 235L202 236L203 239H202V241H200V242H202V243H200V245H203V244L205 245V242L204 241H206L207 240L206 238H208ZM116 237H117V239L114 241V239ZM204 239H206V240H204ZM255 239H256V241H255ZM258 239H259V241H258ZM7 240H9V239H7ZM208 241H209V239H208ZM234 241H235V244H234ZM216 242H217V240H216ZM253 242L250 243V245L253 244ZM262 242H263V244H262ZM114 243H116V245H117V243L120 244V245L119 246L118 245L117 246L116 245H113V248H112V244H114ZM7 244H8V241H7ZM255 245L256 244H253L252 246L254 247ZM258 245H256L257 248H259ZM8 247H10L12 249L13 246L11 244H9ZM114 247L115 248L117 247V250ZM247 247H248V245H247ZM250 248L248 249V251L250 250L249 251L250 253L251 252H254V254H257V252L260 253V251H261L260 248H259V251L257 249L253 250L254 248L253 249H250ZM11 249H8L6 247V249L3 252L0 253V264H8L9 259H10V254H11L10 250ZM112 249H115V250H112ZM204 249L209 250L211 252L204 251ZM259 253H258V255L261 256L264 252L261 253V254H259ZM181 255L182 256L185 255V258H182ZM251 256H252V254H251ZM253 256H255V255H253ZM263 256H264V254H263ZM246 257H249V256H246ZM256 258L259 259L258 256ZM106 259L108 261H106ZM112 259H114V258H112ZM221 260H222V258H221ZM244 260H247V259H245V257H244L243 261ZM254 260H252V263L250 262V260H247V261H249L250 264H256V261H254ZM113 261H112V264H114ZM230 261H233V259L231 258ZM236 262L240 263V260L239 261L236 260ZM260 262H261V264L264 263V259L261 260V257L259 259V263H257V264H260ZM244 263H247V262L245 261ZM108 264H111V261H109Z\"/></svg>",
  "mask_w": 264,
  "mask_h": 264
},
{
  "label": "rangeland",
  "instance_id": "374dc122",
  "mask_svg": "<svg viewBox=\"0 0 264 264\" xmlns=\"http://www.w3.org/2000/svg\"><path fill=\"white\" fill-rule=\"evenodd\" d=\"M15 1V0H14ZM24 2V0H18V2H15V3H17L18 5H20V3L22 4L23 2ZM32 5H31V7L35 10V11H37L38 12V14L39 15H43L42 16V18H41V16H40V19H39V24L40 25H38V24H36L35 25V28L37 27L38 29H36L35 30V28L32 30V33L34 32V33H37L38 31H39V36L38 37H40V40H41V43H39L40 44V47H41V45H42V47H41V49H42V52H41V56L44 58L45 56H48L47 54H50L51 53V51L53 52V54L55 53V55H57L60 51H59V49L57 50H54L55 49V47L57 46V45H59L57 48H60L61 46V51H62V49L63 50H65L66 52H68L69 50L68 49H66V48H63L64 46L63 45H65V44H67V46H68V44H69V47H67V48H70V45H71V49H72V51H70V53H73V55L76 53H82V54H77V56L76 57H74V56H71V55H69L68 57H67V53L65 52L64 54H62L63 53V51H62V53H60L59 55H57V57H53V58H56V59H59V58H63V60H65L64 61V63L66 64V62H67V64H69V65H71L70 67L71 68H73L72 67V61H73V63H75L76 62V58H80L79 60H81V57H79V55L80 56H86V60H87V62L86 61H84V57L82 58V61L85 63H88L89 64V62L91 63V64H87L86 65V68H85V70H84V72H82L83 74H86L87 73V76L89 77L90 75V78L92 79V81H94L93 82V84H91L90 82V84L93 86V85H95L96 83V81L94 80L97 76V79H99L100 80V82H102V78H109L110 79V77H112V76H114V79H115V81H109V80H107V85H109V86H112V85H116V90H117V95H118V101H117V103H116V106H118V109L121 111V110H127L128 112L127 113H124V115H123V119L125 118V117H130L129 119H124L123 121H121V114H120V120L118 119L117 120V122H116V124H113L112 122H101V123H99L98 125H97V128H99L100 130L101 129H103L102 130V132H108L109 130H110V127H111V129H114L115 130V128L113 127V126H118V127H116V131H117V129H119L118 130V132L117 133H115V134H113V138H111L109 135H98V136H96V137H88V136H75V135H70V136H68V137H66V138H60V139H51V140H49V139H44V140H42V139H39L38 141L36 140L35 141V143H37L38 144V142H40V144L42 143V144H48V145H50V143H51V145L53 146V148L55 149V152H54V149H53V152H52V150L50 151L52 154H51V157H50V155H49V153L46 151H42V149L40 150L39 149V151L37 152L38 153V157H37V153H36V156H35V164H36V166H37V168H38V170H41L40 171V178H41V182L43 183V188L46 190H48L49 189V187H50V189L48 190L49 191V194H48V191H47V196H48V199H47V204H46V207H47V209H50V212L52 211V209L55 207V205H53V203L55 204V202H54V198L56 197V193H58V191H59V193H61L62 195H61V197H62V199H64L65 198V196L69 193V191H70V193L68 194V198H70V197H77V199H79V201H81V203H83L84 204V208H86L87 209V211H88V218H87V221H85L84 219H86V218H84V217H81V216H79V214H77V213H75L73 210H68V212H67V214L66 215H61V213H58L59 214V216L58 217H60V218H58L59 220L57 221V218H56V220H55V225H56V223H57V225L58 226H60V228L58 227V226H56V228H55V230H53L54 231V233L56 234L54 237L58 240V241H60V240H62V241H60L59 242V244L61 245V246H63V254H65V250H67L66 249V247L69 249V251L73 254V255H75V256H77L76 254H78L79 255V246L77 247H75L73 244H72V242H74V243H78V242H84V241H86L85 242V244L86 245H93V243L95 244V241H94V238H97L98 239V237H97V235L98 236H101L102 237V233H104V231H105V229L106 228H108V225H109V223L110 222H108V221H106L105 220V218H103V216H101V213H103L101 210H98V208H100L97 204V206L94 204L95 202L92 200V199H87V200H85V199H83L82 197H83V195H85L86 194V192H88V191H90V190H92V191H100L101 193L103 192V193H108L110 196L112 195V196H114L115 198H113V199H115L113 202H114V207H115V213H116V217H119L120 216V214H123L122 213V211H124V210H126L125 212H127V215L126 216H129V217H131V218H129V217H125L124 216V218H123V220L124 219H126L127 218V220H128V218H129V220H128V222H130L129 224V226H131L130 228H134V230H138V231H141V229H143L144 228V226H146V225H148L149 224V222H151L152 220H153V214H152V212H151V207L150 208H148L149 206V204H148V202H149V200H151V197L149 196V195H151V194H156L157 196H159V198L161 197V199H159L158 197V201H161V200H163L164 198H166L165 199V201H167L168 203H169V205H173L175 202H174V198H172V197H176V199H177V201H176V204H178L180 201H182L183 202V200H185V201H192L193 199H188V200H186V199H184L183 198V200H181L182 199V197L179 195H177V194H175V193H169L168 191H166L164 188H155V187H151V177L153 176V173L151 172L152 171V168L150 167V166H148L149 164L151 165V158L148 156V155H150V151L149 150H151V147L155 144H157L158 143V146H159V142H156L155 140L156 139H154L152 136H150L148 133H149V130L152 128L151 126V124H152V121L151 120H149L150 118H149V116H148V111H147V106L145 105V104H143L142 103V105H138L137 103V101L138 100H142V101H144V99L146 98V96H149V94H153V95H156V100L158 101V102H164L165 100H167V98H168V100H173L174 98L173 97H179V98H176L175 97V99H177L178 101H175V99L173 100V101H171L172 103L171 104H173V108L174 109H177V111H178V109H179V107H177V106H179V104L177 105V106H175L177 103H183V101H184V99L185 100H188V99H190V98H193L194 96L193 95H190V96H192V97H190L189 95H186V94H183V92H181L182 91V89H181V87L179 86V85H177V82H178V80L176 79H174L175 81L173 82V79L171 80V82L172 83H176L175 85H177V86H175L174 84H172V89L175 87V88H180V90L179 89H177V91L175 90V88L173 89L174 91L172 92V89H171V86H169V85H171L168 81H166L169 85H168V87H167V84L165 83V79H164V75H165V71L166 70H168L167 69V65H165L164 63H165V61L164 60H167V59H169V57L167 58L166 56H169V55H165V56H163V57H161V59H160V56H162V54L163 53H165V52H167L166 50H167V47L169 46L168 44H171L172 45V42H173V38H174V36L176 35H179V37L177 36V39H176V37H175V40L174 41H176V40H178L179 38H180V35L181 34H183V35H185V34H187L188 36H181L183 39H185V43H186V41H187V43H189L190 42V45H192V43H194V42H192L193 40H195V42H196V40H197V42L195 43V44H199V45H196L197 47H199V49H201V47H200V43L201 42H203L205 39H207V41L205 40L203 43H201L202 44V46L203 45H205V47L207 46V48L206 49H208V50H206V49H204V48H202L203 49V52H205V54L203 53L202 55L203 56H201V55H199V54H196L194 57L193 56H189L190 58H188L187 56H185V58H187L188 60H192V58L191 57H193V60H195V57H196V59L199 57V58H203L204 60H206L207 58L208 59H210L211 57H215V58H213V59H216L217 61H219V58L221 59V58H225V56L227 57V58H230V59H234V61H235V59H236V61H238L239 63H241L242 62V59H243V61L244 62H242L243 64H241V66L242 65H245V67H243V70L242 71H244V73L242 74L241 73V75H240V72L237 74V75H239V77H240V79L241 78H243V79H239V80H236V82H235V79H237V78H233V77H236V76H234V74L232 73V75H230L231 77H229L230 78V80L231 79H233L232 81H229V79L227 78V80H226V78L225 77H223V76H221V75H219L218 73H220V71L219 72H216V70L218 71L219 70V68L216 66L217 64H219L216 60H215V62L214 61H212V62H207V64H206V66L205 65H203V66H201L200 67V69H199V71H200V73H202V72H204V68H205V71H206V69L207 68H211V72H209V75L211 74V73H213V77H214V83H215V85L217 84V86L219 87V85L220 86H222L223 84H224V87H222L223 89H220V91H213L212 90V92L211 93H209V92H206V93H209L208 95H206V93H203V94H201L200 92V94L199 93H194V95H196L197 94V98L195 97V99H196V101H195V103L197 104V107L200 105L199 104V102L201 103V105H202V100L200 101V99L202 98V99H205L207 102H209L210 100H214V98L215 97H217L218 98V95L219 94H222L224 97L225 96H227L228 97V95L227 94H230V92L232 93V90H233V88H235L236 86H235V84L237 83V81L238 82H240L242 85L239 87L240 88V90H238L239 88H235L234 90H233V92L235 93H232L231 95H233L232 97H231V95H230V98L233 100L234 98H239V99H237L238 101L240 100L241 102L242 101H244V105H243V108L245 109V111H247V109L249 108V107H251V105L250 104H252L253 102V104L252 105H254L253 107H254V109L255 108H257L256 109V111L259 109V111L261 110V108L260 107H262L263 105L262 104H264V85H262V84H260V83H264V64L262 65L261 63H264L263 62V60H264V48H263V46H264V31H262V30H264V28H263V26H264V22H262L261 23V21H262V19H264L263 18V16H264V0L263 1H261L262 3H263V5H261L260 7H262L261 9L260 8H258V4H262V3H260V1L259 0H251L252 2H249L250 0H225L226 2V6H227V8H226V6H225V10H227L226 12H225V10H224V12H222L221 10L219 11V10H217V6L215 7L214 6V4L216 5L217 4V1H219V0H194V1H196V2H194L193 0L191 1V0H189V1H191V2H189V1H186V0H181V1H184L185 2V4H186V6L183 8V9H186V7L188 6L189 7V9L187 8L186 9V11H184L183 9L181 10H179L178 8H177V10H179V11H181V12H179V13H181V14H177L176 12H177V10H176V12H175V10L174 11H172L174 8L173 7H175V5L173 6V4H175L176 2V6H177V4H180V3H178V1H174L173 3H172V6H170L169 5V7H168V5L166 6L165 4L167 3V4H171V2L173 1V0H167L168 2L169 1H171V2H166V0H152L151 2H152V4L151 5H153V8H151L152 6L150 5V0H149V2H148V0H146L145 2H146V4L145 3H143L144 2V0H139V2H134V1H132V0H118V1H121V2H118L117 0H91V1H93V3H90L91 1L90 0H39L40 2H37L36 0H28ZM35 1V2H34ZM47 1V2H46ZM86 1V2H85ZM110 1V2H109ZM111 1H113V3H115V4H113ZM115 1H117V2H115ZM143 1V2H142ZM159 1H161V5H162V7L160 6L159 7V5L160 4H158V2ZM180 0H179V2H181ZM211 1H212V3H211ZM215 1H216V3H215ZM257 1H258V3H257ZM11 1L9 0V3H10ZM37 2V3H36ZM66 2H67V4H66ZM89 2V3H88ZM107 2V3H106ZM127 2H128V4H127ZM165 2V3H164ZM186 2H189V4H190V6L188 5V3H186ZM197 2H200V3H197ZM246 2H249L248 3V5L250 4V6H251V4H252V8H254V9H251V8H249V6L247 5L246 6ZM13 3V2H12ZM26 3V1L23 3V4H25ZM34 3H36L35 5H34ZM104 3V4H103ZM123 3V4H122ZM139 3V4H138ZM144 5H148L147 7L149 8L150 6V8H149V10H151V13L152 14H154V13H156V12H163L164 13V11L166 12V14L168 13V16H166V14H162V16H166L167 18H169V19H162V18H159L160 16H161V14H160V12H159V14H160V16H159V14L157 15H149V12L150 11H148V9H147V7L146 6H143L142 4ZM157 3V4H156ZM245 3V5H244V7H238V6H241L242 4H244ZM256 3H257V5H256ZM16 4V5H17ZM28 4V3H27ZM46 4V5H45ZM88 4V5H87ZM107 4V5H106ZM112 4V5H111ZM125 4V5H124ZM136 4V5H135ZM138 4V5H137ZM165 6H164V5ZM181 4H182V2H181ZM184 4V3H183ZM182 4V5H183ZM184 4V5H185ZM237 4H240V5H237ZM29 5V4H28ZM106 5V6H105ZM122 5H124V7L122 6ZM127 5V6H126ZM142 5V6H141ZM192 5V6H191ZM197 5H198V7H197ZM255 7H254V6ZM108 6V7H107ZM115 6V7H114ZM120 6V7H119ZM156 6L160 9H158V8H156ZM165 7V10H164V7ZM230 6H231V9H229L230 8ZM237 7V8H235L234 9V7ZM257 6V7H256ZM31 7H29V9L31 8ZM100 7L101 8H103L102 10L100 9ZM110 7V8H109ZM129 7V8H128ZM140 7V8H139ZM168 8V10H167V8ZM171 7V8H170ZM178 7V6H177ZM179 7H181V5L179 6ZM192 7H193V9H192ZM32 8H31V10H32ZM110 10H109V9ZM139 8V9H138ZM143 8V9H142ZM154 8H156V9H158L159 11H157L156 10V12H152V9L154 10ZM170 8V9H169ZM173 8V9H172ZM213 8V9H212ZM224 8V7H223ZM233 8V9H232ZM67 9V10H66ZM97 9H100L99 11L97 10ZM126 11H125V10ZM172 9V10H171ZM197 9H198V11H197ZM219 9V8H218ZM229 9V10H228ZM259 9V10H258ZM107 10V11H106ZM168 12H167V11ZM215 10H217L218 12H220L219 14L217 13V11L216 12H214V13H217V14H215L214 16H215V18H216V20L214 21V20H212L213 21V24H217L218 25V22H223L224 23V21L223 20H221V19H223L224 18V14H227L228 12H229V19H231V20H228L229 22H227L229 25L230 24H233V25H235L234 23H236V25L238 24L237 22H239V24L241 23L242 24V22H243V20L245 19V18H247V19H249V15L251 16L252 15V13H258L257 15H252L251 16V18H253V16H255L254 18H256V17H260L261 16V18L260 19H258V20H261L260 22L257 20V19H255V20H253V19H249L250 20V23H249V20H248V22L247 23H249V24H246V21H245V23H243L244 25H241V27H239V30H241V35L239 34V31L237 30L238 29V27L236 28V30H235V27H233V29L235 30H233L234 32H232L231 30L232 29H229L230 30V32L228 31V28L230 27V26H228V28H226L225 26H223V28H226V30L229 32H226V31H224L223 32V35H228V36H226L225 38H223L222 40H220V42L218 43V41L216 42V41H213V39L215 38H212L211 36H213V34L212 35H209V33H208V30H207V28H206V26L207 25H210V23L212 24V21H211V19H210V11H211V14L213 13V11H215ZM253 10V11H252ZM256 10H257V12H256ZM51 11V12H50ZM95 11H98V12H95ZM104 11V12H103ZM113 11V13L111 14V12ZM147 11V12H146ZM169 11H171V12H169ZM259 11L262 13V14H259ZM109 12V13H108ZM117 12V13H116ZM130 12V13H129ZM138 12V13H137ZM143 12H145V13H143ZM173 12H174V15H176L177 17H179V18H184L185 17V21L183 20V19H179V18H177V17H175L174 15H172L173 14ZM198 14H197V13ZM252 12V13H251ZM48 13H49V15H48ZM53 15H52V14ZM148 13V14H147ZM194 13V14H193ZM222 13H223V15H222ZM50 14H51V16H50ZM97 14V15H96ZM105 14H107V15H105ZM111 14V15H110ZM116 14V15H115ZM144 14V15H143ZM196 14V15H195ZM201 14L203 15V16H201ZM208 14H209V19L210 20H208V19H206V18H208ZM247 14V15H246ZM249 14V15H248ZM55 15V16H54ZM108 16L107 17V19H106V17H104L103 18V16ZM114 15H115V17H114ZM126 15V17H124ZM129 15V16H128ZM145 15H146V17H145ZM181 15V16H180ZM187 15V16H186ZM207 15V16H206ZM213 15V14H212ZM99 16H101V17H99ZM112 17V19H111V17ZM138 16V17H137ZM142 16V17H141ZM153 16H155V18H152L151 19V17H153ZM159 16V17H158ZM164 16V17H165ZM172 16L174 17V18H172ZM205 16H206V18H205ZM214 16L212 17L213 19H215L214 18ZM120 17V18H119ZM141 17V18H140ZM147 17H148V19H147ZM194 17H196V18H194ZM235 17V19H233ZM98 18V19H97ZM102 18V19H101ZM117 18H119L120 19V21H119V19H117ZM125 18V19H124ZM144 18H146L147 19V21H149L148 23V25H147V23H145V20H144ZM160 19L159 21H158V19ZM192 18H194L193 20H191ZM200 18V19H199ZM205 18V19H204ZM221 18V19H220ZM238 18V19H237ZM241 20H240V19ZM42 19V20H41ZM43 19H45L46 21L45 22H43ZM57 19V20H56ZM91 19V20H90ZM95 19H96V21H95ZM105 19H106V21H105ZM141 19H143V20H141ZM171 19V20H170ZM176 19V21H175V24L173 25V23H171L170 21H172V20H175ZM220 19V20H219ZM60 20V21H59ZM112 20V21H111ZM151 20V21H150ZM156 20V21H155ZM179 20V21H178ZM189 20H191L190 22H189ZM219 20V21H218ZM234 20V21H233ZM239 20V21H238ZM252 20V21H251ZM55 22V24H54V22ZM58 21V22H57ZM154 21H155V23H154ZM178 21V22H177ZM187 21V23H186V25L187 26H185L184 25V27H181V26H183V25H181L182 23L184 24V22H186ZM196 21L197 22H199V23H196ZM242 21V22H241ZM264 21V20H263ZM51 22H53V24L54 25H52V23ZM102 22V23H101ZM105 22V25L103 24ZM116 22V23H115ZM158 22V23H157ZM170 22V23H169ZM172 22H174V21H172ZM210 22V23H209ZM43 23H44V25H43ZM45 23H46V27H48L47 29L45 28L44 29V27H45ZM49 23V24H48ZM61 23V24H60ZM113 23H115V24H113ZM130 23V24H129ZM154 23V24H153ZM195 23V24H194ZM261 23V24H260ZM129 24V25H128ZM132 24V25H131ZM144 24V25H143ZM162 26H161V25ZM212 24V25H213ZM228 24H226V26L228 25ZM238 24V25H239ZM246 24V25H245ZM251 24V25H250ZM48 25V26H47ZM62 25L64 26V27H62ZM147 25V26H146ZM166 25H167V27H166ZM178 25L180 26V28L178 27ZM193 25V27L192 28H190L191 26ZM232 25V26H233ZM237 25V26H238ZM239 25V26H240ZM249 25L250 26H252L253 28H250L249 27ZM94 26V27H93ZM121 26V27H120ZM128 26V27H127ZM130 26V27H129ZM140 26H142V27H140ZM143 26H146V27H148L149 28V26H151L149 29L147 28L146 29V27H144L145 29L143 30ZM164 26V27H163ZM172 26V28H170ZM246 26V27H245ZM248 26V27H247ZM256 26V27H255ZM113 27V28H112ZM160 27V28H159ZM174 27H176L175 29H174ZM205 27V28H204ZM247 28H249L248 30H250V31H248L249 33H251L250 35H249V33H247L246 31V29ZM170 28V29H169ZM178 28H179V30H178ZM242 28V29H241ZM243 28H244V30H243ZM51 29V30H50ZM90 29V30H89ZM117 29L119 30L120 29V31H117ZM126 29V30H125ZM169 29V30H168ZM177 29V31H176V33L177 34H175V30ZM257 29V30H256ZM261 29V32L260 31H258V30H260ZM48 30V31H47ZM121 30L123 31L122 33H121ZM140 30V31H139ZM186 30V31H185ZM198 32H197V31ZM224 30V29H223ZM243 30V31H242ZM35 31H37V32H35ZM46 32V33H44V32ZM67 31H68V33H67ZM70 31V32H69ZM137 31V32H136ZM144 31V33H142ZM157 31V32H156ZM173 31H174V33H173ZM196 31V32H195ZM254 31H256V32H254ZM44 34H43V33ZM52 32V33H51ZM66 32V33H65ZM104 32V33H103ZM120 32V33H119ZM131 32V33H130ZM133 32H135V33H133ZM140 32V33H139ZM187 32V33H186ZM192 32V33H191ZM218 32L219 31H217V34H218ZM236 32H237V38H239L238 40H241L242 39V42L241 43H245L244 45L243 44H241V45H239V47H238V45H234L238 40H235V37L236 36H234V33H235V35H236ZM245 32V33H244ZM253 32H254V35H253ZM258 32H260V33H258ZM262 32H263V35H261L262 34ZM50 33V34H49ZM123 33H124V35H123ZM137 33H139V34H137ZM190 33L192 34V36L190 35ZM193 33H195L194 34V36H197L195 39H194V37H193ZM228 33V34H227ZM242 33H244V36H243V34ZM247 33V36H250V37H248L249 39L248 40H250V42H247L248 40H247V36L245 35ZM256 33V34H255ZM258 33V34H257ZM37 34V35H38ZM69 34V35H68ZM73 34V35H72ZM103 34V36H101ZM109 34V35H108ZM200 34V36H198ZM37 35H36V37H37ZM46 35V38H44V36ZM93 35H95V36H93ZM107 35V36H106ZM112 35H114L113 37H112ZM118 35H119V37H118ZM121 35V36H120ZM139 35V36H138ZM142 35V36H141ZM201 35H203L202 37H204V40H203V38L201 37ZM206 35H207V37H209V39L208 38H206ZM209 35V36H208ZM253 35V36H252ZM259 35V36H258ZM69 36H70V38H69ZM73 36V38H71ZM85 36V37H84ZM98 36V37H97ZM102 38H101V37ZM117 36V37H116ZM138 36V38H137V40H134L135 39V37H137ZM142 38H141V37ZM161 36V37H160ZM215 36V35H214ZM231 36H233V41L231 40L232 38H231ZM243 36V37H242ZM254 36H256V38L257 37H259V38H255ZM36 38V40L39 42V38ZM80 37H82V38H80ZM94 37H96V38H94ZM105 37V38H104ZM121 37V38H120ZM124 37V38H123ZM159 37H160V39H159ZM200 37V38H199ZM255 38V40H253L254 38ZM78 40H77V39ZM92 38V39H91ZM193 39V40H190V39ZM228 38H230V40H231V42L229 41V39ZM261 38V40H263L262 42H263V44H262V42L260 41V40H258V39H260ZM263 38V39H262ZM43 39H47V40H49L50 42H51V40L50 39H52V42H53V40L55 39H58L57 41H54L53 43L51 42V45H50V43L49 42H47L48 43V46L50 45V46H52L51 48H53V49H49V47L45 44L46 43V41H44L45 43H42L43 42ZM72 39V40H71ZM77 40V41H75V40ZM82 39V40H81ZM89 39V42L87 41ZM99 39V40H98ZM113 39H115L114 41H113ZM138 39H139V41H138ZM140 39H142V40H140ZM146 41H145V40ZM156 39V40H155ZM159 39V40H158ZM181 39V38H180ZM187 39V40H186ZM217 39V38H216ZM216 39H214V40H216ZM66 40V41H65ZM86 40V41H85ZM144 40V41H143ZM147 40H149V41H147ZM151 40V41H150ZM171 40H172V42H171ZM201 41V42H199V41ZM209 40L211 41V43H212V45H211V43L209 42ZM225 40H227V41H225ZM247 40V41H246ZM80 41V42H79ZM84 41V42H83ZM132 43V45H131V43ZM138 41V42H137ZM155 41V42H154ZM168 41H170V42H168ZM179 42H181V41H184V40H182L181 39V41L180 40H178ZM189 41V42H188ZM236 41V42H235ZM244 41V42H243ZM57 42V43H56ZM79 42V43H78ZM86 42V44L87 45H84V43ZM130 44H129V43ZM134 42V43H133ZM142 42V43H141ZM179 42H175V44L174 45H172V49L170 48V46H169V48H170V52H173L174 50H175V52H178V49H180V48H178L179 47V45L180 44H182V42L179 44ZM207 42H209V44L208 45H206L207 44ZM214 42H216V43H214ZM225 44H224V43ZM233 42H235L234 44H233V46H230ZM258 42V43H257ZM56 43V44H55ZM74 43H75V45H77V47L74 45ZM90 43H91V45H90ZM104 43V44H103ZM149 44L148 46H147V44ZM156 43V44H155ZM174 43V42H173ZM184 43V42H183ZM184 43V44H185ZM214 43V44H213ZM226 43H227V45H226ZM247 43V44H246ZM251 44V46L252 47H249L248 45L249 44ZM253 43V44H252ZM256 45H258L259 44V46H261V48L258 46H255V44ZM44 44L46 45L45 47H44ZM78 44H79V46H80V48L78 47ZM110 44H112V47H111V45ZM114 44V45H113ZM141 44V45H140ZM154 44V45H153ZM178 45V49H177V51H176V49H175V47H174V50H173V46H175V45ZM223 44H224V46H223ZM83 45H84V47H83ZM135 45V46H134ZM145 45H146V48H145ZM152 45H153V48L151 49V47H152ZM166 45V46H165ZM187 45V44H186ZM186 45H183L182 44V49H184L185 47H186ZM189 45V46H190ZM219 45H221V49H217L216 47H220ZM229 45V46H228ZM55 46V47H54ZM66 46V45H65ZM122 46H123V48H122ZM137 46V47H136ZM184 46V47H183ZM195 46V47H196ZM215 48H214V47ZM237 46V47H236ZM246 46V47H245ZM76 47V48H75ZM98 47V48H97ZM114 47H115V49H114ZM150 47V48H149ZM181 47V46H180ZM194 47V46H193ZM192 47V48H193ZM195 47H194V49H189V50H191V51H193L194 53L195 52H197V53H199V50L197 49L196 51H195ZM224 47V49L225 48H230L231 50H233V52L236 50V52H232V51H230V49L228 50V52H230V53H228L227 52V50H224V49H222ZM234 47V48H233ZM241 47H245V48H243V51L241 52L240 50H237L238 48L240 49ZM248 47V48H247ZM45 48H47V49H49V50H47V52H46V55H45V50L44 49ZM74 48V49H73ZM82 48H83V50H82ZM108 48V49H107ZM114 50H113V49ZM117 48H120V50H118ZM187 48V47H186ZM237 48V49H236ZM250 48H251V50H250ZM254 48H255V50H254ZM263 48V49H262ZM81 49V50H80ZM108 50V52H106L107 50ZM110 49V50H109ZM117 49V51H115ZM123 49V50H122ZM164 49H166V50H164ZM181 49V50H182ZM215 49V50H214ZM245 49H248L249 51H247V50H245ZM258 49H261V50H258ZM51 50V51H50ZM55 52H54V51ZM77 50V51H76ZM79 50H80V52H79ZM87 50V51H86ZM163 50V51H162ZM186 50H188V48L186 49ZM183 51V52H187V51ZM188 50V52H191V51H189ZM214 50V51H213ZM224 50V51H223ZM241 50H242V48H241ZM254 50V51H253ZM50 51V52H49ZM85 52V53H83V52ZM89 51V52H88ZM104 51L106 52L105 54H106V57H105V55H103L104 54ZM110 51V52H109ZM136 51V52H135ZM149 51V52H148ZM202 50H200V52H201ZM220 51V52H219ZM221 51H223V54L224 55H222V56H220L219 57V55H218V52H219V54H222V52ZM227 53H226V52ZM246 51H247V53H246ZM253 51V53L255 52V55H256V57H254L255 55L252 53V55H254V56H252L250 53ZM256 51H257V53H256ZM49 52V53H48ZM88 52V53H87ZM119 52V54L118 55H121V56H117L116 54ZM179 52H180V50H179ZM231 52L233 53V55L231 54ZM238 52H240V53H238ZM260 54H259V53ZM109 53H113V55L111 56L112 58L110 59V58H107V55L109 54ZM116 53V54H115ZM122 53V54H121ZM202 53V52H201ZM209 54V53H211V54H209V55H212V54H214L213 56H209V55H207V54ZM242 53V54H241ZM244 53V54H243ZM53 54H52V56H53ZM61 54L62 55H65L66 54V56H61ZM84 54H86V55H84ZM159 54H161V55H159ZM166 54V53H165ZM167 54H169L168 52H167ZM230 54H231V56H230ZM240 54V55H239ZM260 56H258V55ZM105 57V60H104V58H103V56ZM117 56V59L115 58V56ZM234 55H236V56H234ZM246 55V56H245ZM248 55V56H247ZM251 55V56H250ZM52 56H51V54H50V57L52 58ZM99 56V57H98ZM109 57H110V55H108ZM114 56V57H113ZM209 56V57H208ZM229 56V57H228ZM239 56V57H238ZM59 57V58H58ZM70 57H74V58H71V59H69ZM88 57V58H87ZM122 57V58H121ZM156 57V58H155ZM171 57V56H170ZM180 59H183L184 58V56L181 58L180 56H178ZM177 57V58H178ZM45 58H47V57H45ZM49 58V57H48ZM50 58V59H51ZM98 58H100V60H98ZM119 58V59H118ZM253 60H252V59ZM255 58H257V60L255 59ZM260 58H261V60H260ZM263 58V59H262ZM56 59H54V61L56 60ZM60 59V60H61ZM90 59V60H89ZM97 59V61H94V60H96ZM120 59H122V60H120ZM72 60V61H71ZM79 60H77V61H79ZM155 60V61H154ZM185 60V59H184ZM188 60H185V61H183V63L184 64H188V63H191V61H188ZM258 60H260V61H258ZM52 61V60H51ZM51 61H50V63H51ZM54 61H52V63L54 62ZM82 61H81V63H82ZM89 61V62H88ZM119 62L118 64H120L119 65V68L117 67V69L115 70L113 67L115 66L114 64H113V62ZM164 61V62H163ZM55 62H58L59 63V60H56ZM105 62H106V64H105ZM154 62V63H153ZM206 62V61H205ZM253 62V63H252ZM255 62H256V64H255ZM261 62V63H260ZM48 63V62H47ZM46 63V64H47ZM61 63H62V61H61ZM161 63V64H160ZM164 65H163V64ZM192 63H194V62H192ZM209 63H211L210 65H208ZM217 63V64H216ZM38 64V63H37ZM77 64V63H76ZM79 64V63H78ZM118 64H117V66H118ZM216 64V65H215ZM247 64V65H246ZM252 64V65H251ZM262 65V68H261V65ZM48 65V64H47ZM49 65H51V64H49ZM48 65V66H49ZM54 65V64H53ZM74 65V64H73ZM110 65L111 66H113V67H110ZM152 65V66H151ZM158 65H162V66H160V67H163L162 68V70H161V68L160 69H158ZM254 65V66H253ZM44 66L45 67H47L46 65H44L43 64V67L41 66L40 67V70L41 71H43L44 70V72L45 71H47V74H49L48 73V71L51 73V71L52 70H50V68L52 69V65L51 66H49L48 68H49V70L46 68H44ZM64 67H65V65H63ZM67 67H69L68 65H66ZM75 66V65H74ZM85 66V65H84ZM89 66V67H88ZM149 66H151L152 68H150ZM209 66V67H208ZM215 67V69H214V67ZM247 66V67H246ZM256 66V67H255ZM260 66V67H259ZM59 67H62V66H59ZM59 67H58V69H59ZM109 67V68H108ZM63 68V67H62ZM98 68V69H97ZM108 68V70H106ZM111 68V69H110ZM115 70V72H117V73H119V74H114L113 75V69ZM178 68H180V67H178ZM178 68H173V69H177L178 70ZM201 68H202V70H201ZM253 68V69H252ZM64 69H66V68H64ZM102 69L105 71L106 70V72H102ZM123 69V70H122ZM197 69V70H198ZM254 70L255 71V69H257V71H258V73H259V75H260V69H262L263 71H261V77L260 76H258V73L256 74V72L254 73L252 70ZM259 69V70H258ZM86 70H88V71H86ZM94 70V71H93ZM98 70H101V71H98ZM111 70V73L109 74V71ZM157 70V71H156ZM213 70H215V72H216V74H215V72L213 71ZM252 71V72H251ZM79 72V71H78ZM99 72H101L100 74H99ZM147 72V73H146ZM245 72H246V75H245ZM263 72V73H262ZM46 73V72H45ZM98 73V74H97ZM146 73V74H145ZM152 73V74H151ZM156 73V74H155ZM88 74H90V75H88ZM112 74V75H111ZM145 74V75H144ZM148 74H150L149 76L151 77V75H154L153 77H151V79H148L147 78V80L149 81V80H151V81H149V84H150V82H153L154 81V79L157 81L158 80V82H159V84H156L157 82L156 81H154V86H155V88H154V86H153V84L151 83L150 85H148V86H146V84H148L147 83V80H146V82L144 83V76H148ZM72 75H75V74H72ZM102 75H104V76H102ZM106 75V76H105ZM111 75V76H110ZM142 75V76H141ZM144 75V76H143ZM159 75V76H158ZM177 75V73H175V76ZM208 75V74H207ZM212 75V74H211ZM244 75V76H243ZM252 75V76H251ZM254 75V76H253ZM262 75H263V77H262ZM71 76V75H70ZM68 77V80H74L75 82H77L76 81V77L74 76H71V77ZM108 76V77H107ZM148 76V77H149ZM178 76V75H177ZM176 76V77H177ZM192 76H194V77H192ZM190 75V74H188L186 77H187V79L188 80H190V81H192L190 84L191 85H193L194 83H196V86H198V81H203V83L204 84H206L207 83V81L205 80H203V76H201V75H198V71H196V74L195 75ZM247 76V77H246ZM73 77V78H72ZM119 79H118V78ZM156 77H158V79L156 78ZM161 77H163V78H161ZM253 77V80L252 81H254V82H252V81H250L251 80V78ZM75 78V79H74ZM89 78V79H90ZM140 78L142 79L143 78V82L141 81L140 82ZM178 78V77H177ZM190 78V79H189ZM196 78V79H195ZM246 78V79H245ZM102 79V80H101ZM191 79H195L194 81L193 80H191ZM199 79V80H198ZM256 79V80H255ZM117 80H119V81H117ZM225 80H226V82H225ZM243 80V81H242ZM244 80H246L245 82H244ZM260 80V81H259ZM91 81V80H90ZM91 81V82H92ZM177 81V82H176ZM229 81V82H228ZM137 82L138 83H142L143 85L145 84V86L144 87H142L143 85L142 84H139V85H141L140 86V88L142 87L143 88V91L145 92H143L142 90H140V88L138 87H135L136 85L135 84H137ZM246 82H250L251 83V85L249 84V86L247 85V83ZM260 82V83H259ZM225 83H227V84H225ZM112 84V85H111ZM156 84V85H155ZM165 84H166V87L167 88H165ZM229 84V85H228ZM232 84V85H231ZM255 84H256V86H255ZM257 84H258V87H257ZM118 85V86H117ZM157 85L159 86V88H161V86H162V88H165L164 89V91L167 89L168 90V92H170V93H168L170 96H168V94H167V97H166V94H164V91H163V89L161 88V90L157 87ZM207 85V84H206ZM225 85H227V86H225ZM230 85H231V90H229V88H230ZM261 85H262V87H261ZM89 86V85H88ZM90 87L91 89L89 90V88H87L86 87V89L85 90H87V91H91L92 89H93V87ZM137 86H138V84H137ZM149 86H150V88H149ZM152 86V87H151ZM174 86V87H173ZM235 86V87H234ZM156 87H157V89H159V90H157L156 89ZM258 88V89H256V88ZM259 87L260 88H262V89H259ZM137 89L136 90V92L134 93V90L135 89ZM192 88H194V87H192ZM220 88V87H219ZM148 89V90H147ZM253 89H254V91H256L257 92V94H256V92H254V94H252L253 96H255V97H250L251 96V94H248V92L249 91H251L252 90V93H253ZM146 90V91H145ZM199 90V89H198ZM243 90V91H242ZM245 90V91H244ZM259 90H261V92H262V96H263V98L259 95V93H258V91ZM130 91V92H129ZM133 91V92H132ZM221 91H223V93L221 92ZM230 91V92H229ZM132 92V98H133V102H127V97L126 96H128L129 97V95H128V93H131ZM139 92H140V94H139ZM158 92L160 93H162L161 95H160V97H159V94H158ZM236 92H237V94H236ZM240 92H241V94H240ZM242 92H245V93H242ZM5 93V94H4ZM120 93V94H119ZM173 93V94H172ZM177 93V94H176ZM216 93V94H215ZM227 93V94H226ZM248 95H247V94ZM249 93H251V92H249ZM2 94L4 95V96H7L9 99H10V97H9V94H8V92H7V90L5 89V88H3V90H2ZM175 94V95H174ZM181 94H183V95H181ZM218 94V95H217ZM247 95V96H244V95ZM137 95V96H136ZM164 95V96H163ZM179 95H181V96H179ZM237 95H238V97H237ZM258 95V96H257ZM136 96V97H135ZM189 96V97H188ZM236 96V97H235ZM248 96H249V98H248ZM260 96V101L258 102L257 101V103L255 104V101L258 99V97ZM140 97V98H139ZM142 97H144V98H142ZM163 97L164 98H166L165 100L163 99ZM173 99H172V98ZM183 97H185L184 99H182ZM212 97H214V98H212ZM234 97V98H233ZM257 97V98H256ZM121 98V99H120ZM161 98V99H160ZM187 98V99H186ZM226 98V97H225ZM228 99L229 101H227V103H229L230 101H232L231 99ZM246 98V99H245ZM255 98V99H254ZM249 99V100H248ZM251 99V100H250ZM11 100V99H10ZM119 100H120V102H119ZM125 100H126V103H124L125 102ZM180 100V101H179ZM183 100V101H182ZM237 100H234L233 101V103H234V107L236 106H238L237 108H236V110L238 111V109H240L239 108V106L243 103H240V105H239V103H238V101ZM245 100H247V101H245ZM254 100V101H253ZM169 101V102H170ZM12 102V101H11ZM123 102V103H122ZM135 102H137V103H135ZM245 102H246V105H247V103H248V108H247V106H246V108H245ZM250 102H252V103H250ZM165 103H168V101H166ZM194 103V104H195ZM236 103H238V105H236ZM13 104V103H12ZM122 104H124L123 105V107L121 106ZM127 104V105H126ZM133 104V105H132ZM230 104H231V102H230ZM142 106V107H139L138 108V106ZM231 105H233V104H231ZM230 105V106H231ZM257 105V106H256ZM121 108H120V107ZM223 106H228V105H223ZM242 106V105H241ZM172 107V106H171ZM176 107V108H175ZM188 107H190V108H188V109H183L184 111H183V113L181 114L182 115V117L184 116V117H186V118H184V119H181V120H183V122H185V123H187V121H189V122H191V121H193L194 119H191L190 117H191V115H192V107H193V105H189ZM233 107V106H232ZM252 107V108H253ZM137 108L138 109H141V110H137ZM143 108H144V110H143ZM228 108V107H227ZM251 108V109H252ZM133 109V112L131 111ZM250 108L248 109V113H244V111H239V115L242 117V121L243 122H245L244 120H245V118L246 117H244L243 118V114H249V113H251V114H253L254 112H255V110L253 111V112H251L250 110H251ZM264 107L262 108V111H263V113H264ZM146 110V111H145ZM180 110V109H179ZM241 110H243V109H241ZM138 111V112H137ZM141 111V112H140ZM145 111V112H144ZM259 111H257V113L255 112V114H253V116H251V115H249L250 117H254V115H256L257 117H259L258 115V112ZM261 111V112H262ZM121 112H123V111H121ZM131 112V114H128V113H130ZM140 112V113H139ZM189 114H188V113ZM243 112V113H242ZM261 112H259L260 113V115L261 116H264V115H262L263 113H261ZM137 113V114H136ZM127 114V115H126ZM132 114H133V117H132ZM135 114V115H134ZM172 113L171 112H169V115H171ZM185 114V115H184ZM187 114V115H186ZM137 115H138V117H137ZM168 112H167V114L163 117V120H161L160 121V124H162V125H160L159 123H157V124H159V125H157V127H156V129H155V133L153 132L154 130L153 129H151V133L150 134H152V133H154V134H156V135H154V134H152V135H154V137H156L157 139H159V138H161L162 136H163V134L164 135H167V137H168V132L166 133H164V131L165 130H169V129H167V127H165L164 128V123H165V120L167 121L168 120ZM181 115H179V116H181ZM136 116V117H135ZM139 116H141V117H143L142 119H141V117H139ZM147 116V117H146ZM260 116V117H261ZM127 117V118H128ZM189 117V118H188ZM257 117H255L254 119H256ZM133 120H132V119ZM134 118H137V120L135 119L134 120ZM145 118H146V120H145ZM223 118L224 117H222V119L220 118V122H221V124H219V122H218V120L219 119H217L216 121H215V119H214V122L212 121V119L210 120V119H207V121H209V122H211L212 124H203L204 126V129L202 128V125H200V124H198V126L200 125L201 126V128L203 129V130H201L202 132H200L199 131V129H201V128H198V126L196 125L197 123H195V125L197 126L196 128H198V129H196L195 131H197L198 130V132H194V134H193V137H195V138H205L207 135H209V136H216V134H217V136H222V138H224V135L225 134H227L228 132H229V134L230 135H232V132H233V136L236 134V133H239V134H241L240 133V125H238L237 127H236V125H231L230 123H228L227 121V119H224L223 120ZM262 118V117H261ZM141 121H139V120ZM187 121H186V120ZM248 119H249V117H248ZM254 119H252V120H254ZM257 119H259V118H257ZM256 119V120H257ZM263 119H264V117H263ZM5 119H4V114L2 113V110H1V107H0V215L1 214H3L4 213V211L6 212L7 210H8V207H9V205L13 202V200H14V196H16L17 195V192L18 191H16L17 190V187H16V184L14 183L15 182V177H14V175H15V172H14V170H12V169H15V164H17V162H19V158H18V156H19V152H17V148L18 147H22V149L25 147L24 145V143H22V144H20V146H18V144L16 143V142H18L16 139H14L13 137H11L12 139H7L8 137L10 138V136L7 134V132H8V125H6V120L4 121ZM128 120V121H127ZM133 122H132V121ZM251 120V121H252ZM262 120V119H261ZM260 120V121H261ZM148 121H150L149 123H147ZM225 122V123H223V122ZM249 121H250V119H249ZM258 121V120H257ZM119 122V123H118ZM164 122V123H163ZM197 122V121H196ZM217 122V124L218 125H220L219 127H223V129L224 130H221L219 127H218V125L217 124H213V123H216ZM246 122H247V120H246ZM263 122L264 121H262L261 123L263 124ZM103 123H105V124H103ZM199 123V122H198ZM228 123V124H227ZM250 123V124H249ZM255 123L257 124V125H255ZM261 125V123L258 121V122H247L246 124H249V126L247 125H245L246 126V128L248 129L247 131H249V133H255V136H256V133L257 132H259V136L257 135V137H256V139H255V136L253 137L254 138V141H255V143L259 146L260 144V146L262 147H264V126L262 125V127H259V128H262V129H258V130H256V132H255V129L257 128H255L254 129V127L255 126H258L259 124ZM118 124H122V125H118ZM127 124H129V125H127ZM227 126H226V125ZM252 124H254V127L253 126H251ZM107 125V126H106ZM139 125V126H138ZM194 125V126H195ZM217 125V127L215 128V126ZM231 126V128H233V130H231L230 129V127L229 126ZM244 125H243V127H244ZM106 126V127H105ZM199 126V127H200ZM235 126V127H234ZM5 127V128H4ZM103 127H105V128H103ZM148 127V128H147ZM162 127V128H161ZM221 127V128H222ZM238 127H239V129H238ZM186 128V127H185ZM229 128V129H228ZM234 128H237L239 131L238 132H234ZM214 131H213V130ZM251 129H252V131H251ZM6 130H7V132H6ZM131 130H132V132H131ZM159 130V131H158ZM207 130H209V132H206ZM216 130H217V132H219L220 130L221 131H223V133L221 132V134H219V133H217L216 132ZM227 131V133H226V131ZM230 130V131H229ZM243 128L241 129V132H242V134H243V132H246L245 131V129L243 130ZM254 130V131H253ZM212 131V132H211ZM139 132V133H138ZM146 132H147V134H146ZM157 132V133H156ZM260 132H262L261 134H260ZM5 133H6V135H5ZM132 135V133H133V136H130V134ZM160 133H161V136H159L160 135ZM207 133V134H206ZM235 133V134H234ZM118 134V135H117ZM124 134V135H123ZM138 134V135H137ZM159 134V135H158ZM238 134V136H237V134L235 135V136H237V138H241L242 136L241 135H239ZM252 134V135H253ZM8 135V137L6 138V136ZM126 135V138L124 139V138H122L123 136H125ZM129 137H128V136ZM136 135V136H135ZM247 135V134H246ZM246 135H243V137H245V138H247V136ZM252 135H251V137H252ZM150 138H149V137ZM226 136V135H225ZM229 136V135H228ZM228 136H226V137H228ZM233 136H230V139L233 137ZM233 137V138H236V137ZM249 136V135H248ZM108 137H110V139L112 140V141H114V142H112L111 140H109L108 139ZM151 137H152V139H151ZM164 138L166 137V136H163ZM166 137V138H167ZM250 136L248 137V138H251ZM261 137H263V138H261ZM164 138H162V139H160V141L161 140H163ZM232 138V139H233ZM247 138V139H248ZM253 138H251V139H253ZM260 138V139H259ZM114 139V140H113ZM258 139L260 140V141H258ZM14 140V141H13ZM118 140V141H117ZM47 143H46V142ZM49 141H51V142H49ZM57 141V142H56ZM61 141V142H60ZM89 141H91L90 142V144L88 145V142ZM109 141L113 144V145H111V143L108 145L109 147H111V150H110V152H106V151H109V147L107 146V143H109ZM123 141V142H122ZM263 141V142H262ZM9 142V143H8ZM107 142V143H106ZM119 144H118V143ZM127 142V143H126ZM134 143V144H133ZM151 143V144H150ZM24 144V145H23ZM41 144V145H42ZM57 144L58 145H60V146H57ZM82 144H84V145H82ZM87 144V145H86ZM123 144V145H122ZM39 145V144H38ZM40 145V146H41ZM80 145H81V147H82V149H80L81 147H80ZM104 145H106V147H107V149L108 150H105V151H103V153H102V150H104V149H102L103 148V146ZM119 145V146H118ZM160 145H161V143H160ZM11 146H13V148L11 147ZM14 146H18V147H14ZM24 146V147H23ZM87 146V147H86ZM157 146V145H156ZM11 147V148H10ZM58 147V148H62L61 150L60 149H56V148ZM9 148V149H8ZM77 148H79V149H77ZM99 148H101L100 149V151H101V153H100V151L98 152V150L97 149H99ZM138 148V149H137ZM148 148V149H147ZM11 149V150H10ZM15 149V150H14ZM19 149H21V148H19ZM21 149V150H22ZM136 149V150H135ZM9 150V151H8ZM60 150V151H59ZM75 150V152H73V151ZM82 150H84L83 151V153H81L82 152ZM95 150V155H92V153H93V151ZM96 150H97V152H96ZM12 151V152H11ZM20 151V150H19ZM49 151V150H48ZM115 151V152H114ZM118 151V152H117ZM113 152V153H112ZM117 152V153H116ZM17 153H18V156H17ZM39 153H41V154H39ZM74 153V154H73ZM96 153L97 154H99V155H96ZM115 153V154H114ZM144 153V154H143ZM62 154V155H61ZM111 154V155H110ZM113 154V155H112ZM130 154V155H129ZM59 156V157H57V156ZM111 156V157H109L108 159H107V157L108 156ZM141 155V156H140ZM88 156V157H87ZM96 156V157H95ZM117 156V157H116ZM120 156V157H119ZM122 156V157H121ZM150 158V160H148L147 158L148 157ZM48 157H50V158H48ZM85 157H87L86 159H85ZM38 159V162L36 163V161H37V159ZM41 158V159H40ZM68 158V159H67ZM71 158V159H70ZM92 158L93 159H95L94 160V162H93V160H92ZM96 158H97V160H96ZM120 158H122V159H120ZM41 160V162H42V164L40 163V160ZM48 159H50L51 161H49ZM64 159V161H62V164H61V160H63ZM104 159V160H103ZM109 160V161H107V160ZM119 159V160H118ZM125 159V160H124ZM13 160H16L14 163L12 162ZM18 160V161H17ZM44 160H45V162L47 163V161H49V163H45L44 162ZM47 160V161H46ZM65 160H66V162H65ZM75 160V161H74ZM90 160V161H89ZM101 160H103V161H101ZM112 160V161H111ZM113 160L115 161V162H113ZM117 160H118V162H117ZM138 160V161H137ZM74 164V166H73V164L71 163V162ZM74 161V162H73ZM88 161V162H87ZM92 161V162H91ZM96 161V162H95ZM97 161H99L98 162V164H97ZM111 161V162H110ZM149 161V162H148ZM14 164H12V163ZM51 162V163H50ZM52 162H53V168L51 167L52 166ZM57 162V163H56ZM58 162L60 163V165L59 166H57L58 165ZM92 163V167H91V163ZM107 162V163H106ZM39 163V165H37ZM96 163V164H95ZM103 163V164H102ZM104 163H106V164H104ZM109 163H112V164H109ZM145 163V164H144ZM44 164V165H43ZM70 164L73 166H70ZM109 164V165H108ZM120 164V165H119ZM148 164V165H147ZM11 165V166H10ZM51 165V166H50ZM105 165V166H104ZM108 165V166H107ZM144 165H147V166H144ZM39 166V167H38ZM45 166V167H44ZM69 166H70V169H69ZM90 166V167H89ZM10 167V168H9ZM42 167V168H41ZM58 167V168H57ZM111 167V168H110ZM44 168H45V170L47 171V172H45L44 171ZM51 168V169H50ZM57 169V171L58 170H60L59 171V173L58 172H55L53 169ZM73 168L75 169V170H73ZM86 168H89L88 170L86 169ZM101 168V169H100ZM113 168V169H112ZM114 168H115V170H114ZM42 169H43V171H42ZM69 169V170H68ZM76 169H78L77 170V172L78 173H74L73 174V172L71 173V171H76ZM94 169V170H93ZM11 170V171H10ZM66 170H67V172H66ZM71 170V171H70ZM80 170V171H79ZM148 170V171H147ZM151 170V171H150ZM63 171H65L66 173H67V176H70L69 177V179L68 178H66V180H65V177H67L66 175H64L65 173L63 172ZM68 171H70V172H68ZM82 171V172H81ZM146 171V172H145ZM43 172V173H42ZM45 172V173H44ZM50 172H51V174L53 175V177H52V175L50 174ZM151 172V173H150ZM13 174L14 173V175H12V179L10 178V179H8L9 178V176L11 177V174ZM80 173V174H79ZM142 173V174H145L146 173V175H140V174ZM148 173H150L152 176L150 177V176H148V175H150V174H148ZM69 174V175H68ZM72 174V175H71ZM148 174V175H147ZM44 175H46V176H44ZM80 175H81V177H80ZM49 176V177H48ZM73 176V177H72ZM14 177V178H13ZM50 177L51 178H54L53 180H51L50 179ZM76 177H77V179H76ZM80 177V178H79ZM23 178H24V180H25V173H23ZM42 178H44V179H42ZM71 178V179H70ZM60 179V180H59ZM62 179V180H61ZM64 179V180H63ZM80 179H82V180H80ZM88 179V180H87ZM91 179V180H90ZM117 179V180H116ZM10 180H12V181H10ZM44 180V181H43ZM50 180H51V183L53 182V184L56 186V188L54 187V185L53 184H51L50 185ZM58 180V181H57ZM76 180V181H75ZM14 181V182H13ZM46 181V183L44 184V182ZM48 181V182H47ZM58 182V184H59V186L58 185H56L57 184V182ZM62 181H63V183H62ZM65 181H67L66 183H65ZM78 181V183H76ZM116 181V182H115ZM60 182V183H59ZM113 184H112V183ZM115 182V183H114ZM117 182H119V183H117ZM56 183V184H55ZM75 183H76V185H75ZM88 183V184H87ZM106 183H108V184H106ZM111 185H110V184ZM46 184H48V185H46ZM46 185V186H45ZM71 187H70V186ZM75 185V186H74ZM88 185V186H87ZM145 185V186H144ZM48 186V187H47ZM89 186L91 187V188H89ZM119 186V187H118ZM128 186V187H127ZM141 186V187H140ZM52 187V188H51ZM73 187H76V188H73ZM133 189H131V188ZM140 189V191H141V193H140V191H139V189ZM144 187V188H143ZM53 188H55L54 190H53ZM58 188V189H57ZM84 188V189H83ZM88 188V189H87ZM129 188V189H128ZM134 188H135V191L136 192H134ZM155 188V189H154ZM12 189H13V191H12ZM100 189V190H99ZM107 189V190H106ZM124 189H125V191H126V193H125V191H124ZM131 189V192L133 191L134 192V194H131L130 192H129V190ZM146 189V190H145ZM149 189H151V190H149ZM152 189H154L153 191H152ZM159 189H161V190H163L164 189V191H165V193H163V191H161L160 193H159ZM67 190V191H66ZM83 190V191H82ZM121 190V191H120ZM144 190V191H143ZM54 191V192H53ZM64 191H66V194L64 193ZM143 191V192H142ZM14 194H12V193ZM56 192V193H55ZM124 192V193H123ZM129 192V193H128ZM3 193V194H2ZM59 193H58V195H59ZM125 194L126 196L127 195H129V196H133V197H135L136 196V198H133L132 197V199L133 200H131V198H129V199H127V197H125V196H123V194ZM139 195V198L137 197V194ZM148 193H149V195H148ZM5 194H7V197H8V199H7V197L6 196H4ZM9 194V195H8ZM64 194H65V196H64ZM77 194V195H76ZM122 194V195H121ZM136 194V195H135ZM141 194V195H140ZM172 194H174L175 196H173ZM10 195H12L13 196V198L10 196ZM26 195H29V193L27 192L26 193ZM121 195V196H120ZM164 195H167V196H164ZM10 196V197H9ZM118 196V197H117ZM120 196V197H119ZM140 196H141V198H140ZM142 196H144V197H142ZM163 196H164V198H163ZM5 197V198H4ZM61 197H60V200H62L61 199ZM123 198V200L125 201V202H122V203H124L125 205H123L122 204V206L120 205L121 204V199ZM149 199H147V198ZM179 197V198H178ZM10 198V199H9ZM57 199H59V197H56ZM55 198V199H56ZM117 198V199H116ZM126 198V199H125ZM169 198V199H168ZM197 198H199L200 200H198L197 201V203H199V205H196V207L195 208H198L199 207V210H202V199L200 198V197H197ZM27 199H28V201H27ZM26 199V208H28V209H33V207H32V198L30 197V196H28V198ZM136 199V200H135ZM140 199H142V201L140 200ZM147 199V200H146ZM120 201V204H119V201ZM138 200H139V202H138ZM171 200H173V202L171 201ZM179 200V201H178ZM91 201H93V202H91ZM118 201V202H117ZM143 201H145V203L143 202ZM148 201V202H147ZM188 201V202H189ZM136 202H137V204H136ZM193 202H194V200L192 201V203H191V205L193 204ZM118 203V204H117ZM133 203H135V204H133ZM140 203L142 204V206H144L145 205V207H141V206H139L140 205ZM150 203V202H149ZM132 204V205H131ZM144 204V205H143ZM119 205V206H118ZM136 205V206H135ZM148 206V207H147ZM66 206L65 205H63L62 206V208L61 209H66L65 208ZM98 207V208H97ZM129 207H131L133 210H129V209H131V208H129ZM200 207H201V209H200ZM90 209V210H89ZM97 209V210H96ZM134 209H135V211H134ZM138 209V210H137ZM142 209V210H141ZM147 211V212H145V210ZM150 209V211H148ZM96 210V211H95ZM127 210H129V211H127ZM141 210V211H140ZM101 211V212H100ZM117 211V212H116ZM131 211H133V212H131ZM139 211H140V213H139ZM143 211H144V213H143ZM100 212V215L98 214V213ZM137 213V217H138V219H140V220H138L137 219V217L135 216L136 214L135 213ZM149 212V213H148ZM150 212H151V214H150ZM90 213V214H89ZM114 212H112L111 214L112 215H114L115 214ZM118 213V214H117ZM120 213V214H119ZM132 215H131V214ZM142 213V214H141ZM148 215H147V214ZM52 214H54V212L52 213ZM98 214V215H97ZM129 214V215H128ZM133 214H135V215H133ZM140 214H141V217L143 216V214H144V217H142V218H140L139 216H140ZM90 215V216H89ZM102 215H104V214H102ZM112 215H110V216H112ZM119 215V216H118ZM124 215V214H123ZM145 215H146V217H145ZM151 215V216H150ZM80 218H83V219H80ZM100 216V217H99ZM133 216H135V217H133ZM90 217V218H89ZM96 217V218H95ZM114 217V216H113ZM112 217V218H113ZM133 219V220H132ZM137 221H136V220ZM149 219V220H148ZM82 220V221H81ZM135 220V221H134ZM175 220V219H174ZM181 220V219H180ZM180 220H178L177 219V224H178V221H180ZM1 221V220H0ZM57 221V222H56ZM81 221V222H80ZM95 221V222H94ZM83 222V223H82ZM125 222V225H126V223H127V221H124ZM14 223L15 222H13V221H11V222H9V224L5 227V231H0V253L1 252H3L5 249H6V247L8 248V249H11L10 247H8L9 246V244H11L13 247H12V249L10 250V252H11V254H10V259H9V262H8V264H70V262H69V260H65L64 258H61L60 256H58L59 254L57 253V250H56V248H55V246L52 244V242L53 241H51V235H42V237H39V236H36L34 233H33V230H32V228L33 227H31V225L29 224V222H27L26 220H24V219H21V221L18 223V224H16L15 226V229H14V231H12L11 232V234L8 236H6V228L7 229H9V228H12L13 226H14ZM94 223V224H93ZM98 224V226H97V224ZM88 224V225H87ZM128 224V223H127ZM94 225V226H93ZM97 227H96V226ZM139 227V228H137V226ZM57 227H58V229H57ZM63 229V231L61 232V230ZM73 228H75L76 230H74L73 231ZM96 228V229H95ZM61 229V230H60ZM67 229V230H66ZM89 229H90V232L88 233V232H86V231H89ZM95 229V230H94ZM98 229V230H97ZM102 229H104V231L102 230ZM109 229V228H108ZM108 229H106V231H110V230H108ZM202 229H204V227L202 228ZM60 230V231H59ZM97 230V231H96ZM206 230V231H205ZM205 230H204V232H203V235L200 233V234H198V235H201V238H200V240L199 241H197V243H198V246H199V248L200 249H202V248H206V249H208L209 248V250L210 249H212V250H217V251H220V249L218 248V243H219V241L220 240H218V239H220V237L219 236H215L214 234H210L211 233V230L210 229H206L205 228ZM103 231V232H102ZM105 231V233H108V232H106ZM96 232H100V235L98 234V233H96ZM207 232V233H206ZM68 233H69V235H68ZM113 233V231L111 232V233H108L109 234V236H107L106 238H104V241H105V239H106V241L108 240V241H110L111 239L113 240V236H111V235H114V233ZM141 233V232H140ZM29 234V235H28ZM92 234H95V235H92ZM122 234V233H121ZM120 234V235H121ZM65 235V236H64ZM209 236L208 238H206V239H204V240H206V241H204L205 242V245L203 244V245H200V243H202V242H200V241H202V236ZM6 236V237H5ZM45 236H47V237H49L50 239H48V242L46 243L45 242ZM71 237V239H70V237ZM88 236V237H87ZM105 236V235H104ZM115 236H116V234H115ZM122 236H123V234H122ZM9 237V238H8ZM87 237V238H86ZM109 237V238H108ZM113 237V238H112ZM70 239L72 242L70 243L69 241H67L66 239ZM91 238V239H90ZM119 238V237H118ZM205 238V237H204ZM7 239H9V240H7ZM87 239V240H86ZM117 239V237L114 239V241ZM208 239H209V241H208ZM253 239V238H252ZM251 239V240H252ZM2 240V241H1ZM111 240V241H112ZM216 240H217V242H216ZM263 240V239H262ZM7 241H8V244H7ZM93 241V242H92ZM209 243H208V242ZM212 241V242H211ZM254 240H252V242H253ZM255 241H256V239H255ZM258 241H259V239H258ZM61 242L66 246V247H64V245L63 244H61ZM89 242V243H88ZM251 241L250 242H247L246 241V239H244V241H243V243H246V244H244V247H242V250L244 249H246L247 251H248V249L253 245V244H256V245H258V247L261 249V242L259 241V243L257 242H253V244H251L250 245V243H252ZM242 243V244H243ZM234 244H235V241H234ZM262 244H263V242H262ZM113 245H116V243H114V244H112V248H113ZM117 245L119 246L120 244H118L117 243ZM116 245V246H117ZM247 245H248V247H247ZM256 245L253 247H251L250 249H253V250H255V249H257L258 251H259V248H257L256 247ZM18 246V247H17ZM263 246V245H262ZM214 247H215V249H214ZM264 247V246H263ZM20 248V249H19ZM62 248V247H61ZM76 248H78L79 250H77ZM115 248V247H114ZM116 250H117V247L115 248ZM115 249H112V250H115ZM206 249H204V251H208V252H211V251H209V250H206ZM241 249V248H240ZM111 250V251H112ZM120 249H118V251H115L116 253H114V251H113V253L112 254H118L117 255V258L116 257H113L112 256V258H114V259H110L109 261H111V264H112V261H113V263L114 264H116V262H117V260L119 259V256H120V251H119ZM245 250V251H246ZM246 251V253H245V255L242 257L243 259H244V257H245V259H247V260H250V262L252 263V260H254L257 256H258V258L260 259V257H261V260L262 259H264V256H263V252H264V249L262 250L261 249V251H260V253L259 252H257V254H254V252H247ZM263 251V252H262ZM256 252V251H255ZM258 253L259 254H261V253H263L261 256L260 255H258ZM217 254V253H216ZM251 254H252V256H251ZM98 255V254H97ZM218 255V254H217ZM253 255H255V256H253ZM99 256V255H98ZM111 256V255H110ZM223 256V257H222ZM221 257H220V264H243L245 261L247 262V263H244V264H250V262L249 261H247V260H244L243 261V259H240V258H237V256L235 255V254H232V253H230V254H228V256H226V255H222ZM246 256H249V257H246ZM96 257V256H95ZM181 257L182 258H185V255H181ZM97 258V257H96ZM101 258V257H100ZM108 258V257H107ZM221 258H222V260H221ZM231 258L233 259V261H230L231 260ZM254 258V259H253ZM144 259V260H143ZM259 259H255L254 261H256V264L257 263H259ZM104 258H102V262H99V261H101V259H99L98 258V260H95V258L93 257H91L90 258V261L91 262H93L94 264H103L104 263ZM142 261L140 262L141 264H147V260L145 259V258H142L141 259ZM236 260L237 261H239L240 260V263H238V262H236ZM106 261H108L107 259H106ZM105 261V262H106ZM109 261H108V263H109ZM243 261V262H242ZM96 262V263H95ZM263 262V261H262ZM108 263H105V264H108ZM139 263V264H140ZM254 263V262H253ZM260 264H261V262H260ZM262 264H264V263H262Z\"/></svg>",
  "mask_w": 264,
  "mask_h": 264
}]
</instances>
